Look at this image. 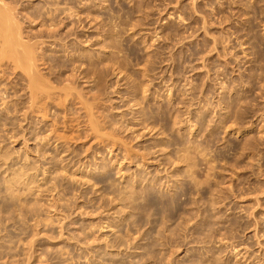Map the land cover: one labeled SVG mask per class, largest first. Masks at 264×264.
Listing matches in <instances>:
<instances>
[{
    "label": "rangeland",
    "instance_id": "374dc122",
    "mask_svg": "<svg viewBox=\"0 0 264 264\" xmlns=\"http://www.w3.org/2000/svg\"><path fill=\"white\" fill-rule=\"evenodd\" d=\"M30 1H33V2L31 3ZM30 1L24 0V4L27 5L29 3L30 5L32 4L33 6H35L38 3L42 4V2L44 1L43 3L46 4V5H44V7H48L51 5L54 6L55 4H57V7H58V4H59V8H60V6L64 2L63 8L69 7L68 6V4H69L70 6L73 5L74 8L76 9L79 7L78 1H81V0H69V2L72 3V5H71V3H68L67 0H66L67 2L65 0H61V5H60V3H57L60 0L59 1L58 0H56V1L52 0L54 3L56 2L55 4L53 3L54 5L52 4L51 0H46V1L45 0H30ZM48 1H50L49 3H51V5L49 3H46ZM97 1H100V0H97ZM137 1H141V0H135V1L134 0H109V1L103 0L101 2L102 6L100 5L99 8L98 7L94 8L96 15L99 16V19L97 18V16H95V14L93 16L92 15L89 16V15L85 14V16L87 15L86 17H84V15H83V17L85 18V23L87 24L86 30H89V31H87L86 36L87 37L91 36L90 38H92L91 39L92 42L91 41L87 42V44H85V45L90 46L92 49L95 48L93 50L94 52H99V51H101V46H103V45H101L102 43L104 44V42H106L107 40L111 41V39H107V35L109 34L108 31L111 30V28L113 26L112 24H114V23L112 22V24H111V21H108L109 17H112L113 15H117V16L119 15V17H120L121 11L123 9H125V10H123L124 12H122V18L124 16L123 19H125L126 16H128L130 14L129 15L130 19L127 17L128 19L127 18L125 19L126 22H124V20L121 19L123 21L122 23H119L121 21V20L119 21L120 18H118V20L115 21L116 23H119L118 28L121 30L122 34H121V32L119 34H118V32L117 33L114 32L115 37L114 36L113 37H114V39L116 38L118 45L123 43L122 46L120 45L121 48L126 47L124 50L122 49V52L120 54H122L124 52L128 56V54L129 55L131 54L130 50H132V55H130L132 59L129 56L128 57L131 59L133 64L131 62H129L130 63V66H129L128 61H130V60L127 61L126 60L127 57H125L126 55L123 56L124 55V53H123L121 55V58H122V56H123V60H124V58H126L125 60L127 61V65H126V61H125V63H123L122 59L120 58V60L122 61V66L124 64L126 65L125 68L129 66L128 67L129 70L127 69V72H126V69H124V66L121 67L122 69L121 68L117 69L116 67H114V68L112 67V69H111V67L109 66L110 67V70H109V68L106 65L108 63V62L106 63V61H107L106 59L109 55L113 54V51L114 52L118 51V49L117 50L113 49V48L110 49V47H109L108 50L106 49L107 51L104 54H102L100 57H98L99 58L98 60H100L99 61L100 64L103 63V67L105 66L108 68V70H107L108 74L106 77V84L108 83L107 86H110V87L107 89L106 96H105V94H103V97H102V95L100 97H98V99H99V100H97L98 102L96 100L93 101L92 95L95 96V93L97 94V92H98L97 88H95L93 90L92 86H94V84H95V83H93L94 81L86 82V81H84V79L77 80L78 82H80L79 85L78 84L77 85L79 87L81 86L78 89L83 91L84 95H82V96H84L85 98L80 96L81 98L79 97L78 99H76L75 107L72 103L68 105V108L63 107L62 111H60L61 113L59 112L61 114V116H60V114L58 116L57 115L58 113L57 114L55 113L56 108L53 107L52 114L50 117L44 118L41 115L40 116L41 118H39V117L36 118L37 122H40L38 124V126H40L39 129L41 127H43L42 131H45V132L47 129L46 135H48V134L52 135L50 137L54 139V140L51 139V141L52 140L53 141L52 142L50 141L47 145H45V149H46V151L48 150V154H49V156L46 155L47 159H45V156H42L40 159L41 155L38 154L39 155L38 156L36 153L38 150L36 149V152L34 151L35 147H39V145L43 144L42 140H39V139H41V137L37 138V134L35 133V136L33 134V132H39V129L37 131H33V129L35 128L34 124L29 125L30 123L26 122V121H24V123H22L25 126L23 130L25 131L26 130L25 128H27L28 131L27 130L26 131L29 134L25 133L24 131L22 132V129H21L22 126H20L21 127L20 128L19 126H17L18 125L17 124L16 125L17 128H15V129H18V128H20V129H19V131L16 130V132H15L18 136V137L16 136L18 139V140H16V137L15 136L13 137V135H12V134H14L13 133V127L14 126L12 125L13 127L10 126L11 128H9L8 125L5 126L6 121L1 120V122L5 123L4 125L2 123L3 127H5V128H2L1 127L2 125H0V127H1L0 128L1 129L0 130L1 131L0 142L4 141V143H0V148H1L0 150H2V151H0V154L2 152L5 153L7 151H9V153H12V152H10V150H12V151L15 150L14 154L17 155V157H16L14 154H12L11 157L9 158L11 161L9 159H8L9 161L8 160H6V161L0 160V162H1L0 167L2 165V167L0 168V179H1L0 183H1V185L2 184L4 185V183H5L4 176H6V178H8L10 173H11V170L8 171L7 169H9V168L14 169L13 167L16 166V170H19L17 168L20 166V164H21V166L19 168L21 169L22 165L26 162V161L23 162V158H21L22 157L21 154L24 151L29 150L31 152V157H33V159L35 158L37 160H40L39 162L43 167H44L43 164L47 165L46 167H51V166H53L50 163V162H52L51 157L54 154L55 155L57 154V156H58V154H60L58 151L60 149L62 150V148H63L62 143L63 142L66 146H68L67 147L68 149L70 148V150L68 151L69 153L64 152L65 153L64 155H63V153H61L57 158L61 162V157L63 158V156L66 155L64 157L66 163L62 162L61 165L62 164L66 165L68 163V165L70 166L69 171L71 174L69 173L68 176L63 175L62 176L63 180H62V178H60L61 175H59L60 176L59 178L61 181V185L59 188H61V190L60 189H58L60 191L56 190V192L54 194L56 195V197H59L61 195V193L64 194V196H66V198H68L69 195L70 196L68 199H66L64 197V200L62 201L64 203H62L63 205L60 208L58 207V209H56L57 211L54 208L52 209V207H51L50 208L52 210V212H51V210H48L49 207H47V205L49 204L48 206H51V204L53 203V202H51V200H48V199H52L51 195L53 193L52 192L50 193V191L47 190L49 188H47V189H45V188L49 187L50 185L51 186L53 185V183H54L53 181H55L54 177L58 176V174H60L61 171H58L60 173H57V175H56V173H54L57 170L56 167L52 168V171L49 172L50 174L46 173L48 175H46L44 173H40V171H39L40 177L39 176L38 177L40 180L38 179L39 182L37 183V186L35 185V187H33L34 184L32 185V187H33L32 191H34V193H36V194L31 193L32 192L31 191L30 193H28V194L33 195V196H31L25 192L26 196L24 198H27V196H29L28 198L30 200L28 198L26 200H28V203L29 202L31 203V204L29 203L27 205L26 210L29 207V205L33 206V204L35 202H37L38 211H40L41 209L42 210L40 212H38L37 209L35 210L34 206L33 207L31 206L34 209H32V208L30 209L31 214H30L29 209L27 210V211H29V213H27L28 217H26V218L23 215L25 212L22 211L23 216H20L21 213H19L20 212L19 210L22 209L23 205L21 208L17 207L18 200H17V202H15V203H17L16 206H15L14 202L11 203L13 199H11L10 195L8 196L9 193H7L5 191V187L2 186L4 189L3 190L1 185H0V187H1L0 189H1V192L3 195L1 197L4 198V196H5L4 194H6V193H7V196L10 197L9 199H8V197L7 198L5 197L4 200H3V198L1 199V197H0V199H1L0 201L2 203V204H0V207H3L4 206L3 204H5V206L3 208H0L1 209L0 211H2L4 214L3 215L2 212H0V264H13V263H11L12 260H14V262H17L15 264H19L20 262H21L20 264H22V263H25V264H90V263L101 264L102 263V264H105L104 262H106V264H109L112 262H118V263L122 262L123 264H128V262H126V261H130V263H131L135 260V257H136V260L138 261V259H140L141 255L145 256L146 255L145 253H149V251L151 253H153L155 248L158 249L159 251H160V249L162 250V252L160 251L161 253L159 252L160 255H158L159 253L156 252L158 250H155V252L157 254L154 252L155 253V254L153 253L154 256L152 254H148V256H146L147 258H149V256L150 257L153 256V258H150V260L149 259L147 260L146 257H144L145 258L143 261L144 263L141 260L138 262V264H140L141 262H142L141 264H160L158 259L160 260L161 259L160 257H162L164 255V253H166V255H164V257H163V262L160 260L162 262V264L164 262H167V261L169 263H172V264H192L191 259H192L193 263H194V261H196L195 264L196 263H198V264H200V263L201 264H203V263L204 264H206V263L207 264H221V263L222 264H264V107H263L264 106V92H263L264 87H262V86H264L263 85L264 84V80H263L264 79V72H263L264 71V59H263L264 58V54H263L264 53V51H263L264 50V1L251 0V3H257V5L260 4L261 6H263L262 11L260 13H258L256 16L254 15V13L244 15L243 10L241 9V6L237 3H234V4L231 3L232 0H219V1L218 0H197V1L196 0L195 1L194 0H178V1L177 0H157V1L156 0H144L143 4H146V5L141 6L143 8V10H140L141 7L137 6L138 4L140 5V2L138 3ZM258 1H260L259 4H258ZM89 2H91V1L89 0ZM103 2H105L106 4ZM154 2L155 3L157 2V3L154 4ZM175 2H177V4ZM194 2H196V3L194 4ZM29 4L27 5V7L30 6ZM186 4H187V6H186ZM120 5L123 6V7L121 6L122 10H121ZM39 6H41V5H39ZM80 6H83V5L80 4ZM136 6L139 8H137ZM100 7H102V8H100ZM145 7H147V8L145 9ZM63 8H61V9H63ZM149 8H150V10H149ZM195 8L197 9L196 11L192 10ZM32 9H34V7ZM100 9H102V10H100ZM131 9H133V10H131ZM137 9L139 11H137ZM96 10H98V11H96ZM119 10H121V11H119ZM126 10H127V12H126ZM130 11L133 12V15L131 14ZM119 12H120V14H119ZM128 12H129V14H128ZM139 12L141 15L139 14ZM186 12H187V14H186ZM125 14H127V15H125ZM203 14H205V15H203ZM229 15H231V16H229ZM90 17H93V18H90ZM137 18H138V21H137ZM88 19H89V21H88ZM103 20L104 21L106 20V22H104ZM205 20L206 21L208 20L206 22V25H205V23H203V22H205ZM87 21H88V23H87ZM107 21L109 22V24ZM134 21H136V22H134ZM222 21H224L225 23ZM106 23H107V25H105ZM135 23H137V25H135ZM198 23H199V25H198ZM73 25L70 24L65 29H61V33H65L67 31H70V28H71V30H72V28L76 29V25H75V28ZM102 25H104V26H102ZM134 26H137V27H134ZM139 26H141V27H139ZM103 27L105 29H103ZM121 27H125V28H121ZM35 28H36V30L37 29H39V30L43 29L42 26H40V25L35 27ZM205 29H207V30H205ZM30 30H31V28L27 29V31H30ZM79 30H81V28ZM103 30H104V34H102ZM129 30H130V32H129ZM98 32H100V34ZM182 32H183V34H182ZM111 33H113V32H111ZM105 34H107V35H105ZM177 34H179V35H177ZM194 34H196V35H194ZM214 34L216 35V38H215ZM116 35H117V37H116ZM118 35L121 38H118ZM183 35H184V37H182ZM74 36H72V37H74ZM102 36H103V38H102ZM104 36L106 37V39ZM254 36H255V38H254ZM180 37H182V38H180ZM186 37H187V39H186ZM246 37H247V39H245ZM174 38L177 41H175ZM178 38H180V40ZM224 38H225V41H224ZM252 38H253V41H252ZM118 39H120L122 42L119 43ZM240 40H242V41H240ZM250 40L253 42L252 44L250 43ZM178 41L181 43H179ZM214 42H216V45H214ZM105 44H107V43H105ZM124 44H126V45H124ZM129 44H131V45H129ZM256 44H257V46H254ZM131 46L133 47V49H130ZM171 46H173V47H171ZM215 46L218 49H216ZM53 47H55V45H53ZM127 47H130V48H128V51H127V52H129L128 54H127V52H125ZM148 47H150V48H148ZM257 47H259V48H257ZM261 47L263 50L261 49ZM134 48L136 49V51ZM211 48H213V51ZM169 49H173V51H170ZM254 49L256 50V52ZM257 49H260L261 52H258ZM103 50L104 49L102 47V51ZM133 50L135 52H133ZM147 50H148V52H147ZM210 50H211V52H210ZM50 51L51 52L48 51L47 53L48 54L50 53V54L56 55V56L62 55V53H53L52 50H50ZM102 51H101V53H103ZM257 52H258V54H257ZM149 54L150 55H152V54L157 55L158 54V56L156 58H158L157 61H160V62L153 65V67L155 66L154 70H148L147 73L145 75H143L144 74L143 69L146 68V65L147 66L152 65V62H151V64L149 63L150 62L149 59L148 60L144 59V58H147L148 57L147 55H149ZM205 54H208V55H205ZM200 55L203 57H201ZM259 55L260 56L263 55V57L260 58ZM101 57H103V59ZM138 57H140V58H138ZM224 57H226V58L224 59ZM168 58H171V60ZM201 60L202 61L204 60V61L202 62ZM144 61L145 62L149 61V62H148V64H146ZM139 62H140V64H139ZM200 62H201V64H200ZM227 62H229V63H227ZM104 63H105V65H104ZM144 63L146 64V65H144L145 68L143 66ZM187 63H189V64L187 65ZM203 64H204V66H203ZM101 66H102V64H101ZM138 66L141 68H139ZM191 66L193 67L192 69H191ZM42 67H44V66H42ZM150 67H151L150 69L153 68L152 66H150ZM195 67L196 68L198 67V68L196 69ZM148 68H149V66H148ZM208 68H209V70H208ZM253 69L257 73V75H253V74H256L253 71ZM45 70L46 69H44V72L48 71V70H46V71ZM121 70H123V72ZM198 70H200V71H198ZM116 71H117V73H116ZM252 71H253V74L251 73ZM109 73H110V75H109ZM250 73L253 75V77L250 75ZM134 74H136V75H134ZM136 76L138 78H136ZM145 76L147 77V79ZM248 76H250V77L248 78ZM143 77L145 79V84L146 83L147 84L146 85L144 84L145 86L143 85V86L139 87V89L141 90V91L139 90L141 92L140 97L144 98V96H143L144 87L150 88L152 86L150 89L148 88L149 89L148 92H146V93L144 92L145 93L144 95L147 97L145 99V101L151 102V104L155 110L156 109L160 110L159 106L160 107L164 106V108L167 109V111H166L167 112L166 114L168 115L167 120H160L157 125L151 124L152 125L151 126L150 124H148V122H146V124L142 125V123H141L142 120H140L139 118H136L138 115L135 113L136 111H133L140 106H135L136 108L131 107V105H133L134 102L132 100L133 97L130 95V92H132L135 89H133V87L130 85H133L135 78L137 79V81L138 80L142 81L144 79H139V78H143ZM250 78H252V79H250ZM2 79L4 80V82L2 80H0L1 81L0 89H2L4 87L7 88L8 87L7 85H11V84H12V86L14 84L15 85L17 84V86L20 85L18 83V79H17V76L15 74L8 76V77H4ZM248 79H250L252 82L251 81L248 82ZM181 80H182V82H181ZM189 80H191V81H189ZM253 80L255 81V83H254L255 87L253 86L254 85ZM15 81L17 83H15ZM130 81H132L131 82L132 84H130ZM190 82H191V84H190ZM243 83H245V84H243ZM251 83H252V85H251ZM251 86H252V88H251ZM10 87L11 86H9L10 92L11 91L13 92V90H15V89L11 90ZM18 88H20V86ZM91 88L93 91L91 90ZM184 88H187V89L185 90ZM203 88H204V90H203ZM225 88H227V89H225ZM9 89H7V90H9ZM195 89H197V90H195ZM113 90H115V91L120 90V93L116 94V93L112 92ZM201 90H203V91H201ZM127 91H128V93H127ZM215 91H216V93H215ZM23 92L24 91L20 92V94ZM89 92H90V94H89ZM171 92L172 93L174 92L172 95L173 97L172 96L169 97V95H170L169 93H171ZM12 94H11V97L12 96L14 97L15 95H12ZM156 94L158 97L156 96ZM88 95H90V98L92 99V100L90 99L91 102L97 103L95 108L93 109L96 113L94 111H92L93 112L92 113L91 110L88 111L87 110L88 108H85V106L83 105L86 101L83 103L81 101L82 98H83L82 99L83 101L85 99H87L89 97ZM237 95L240 98L237 99ZM86 96H88V97H86ZM185 96H186V98H184ZM259 96H261V97H259ZM10 98H8V99H10ZM14 98L16 99L17 97H14ZM14 98H12L9 101H12ZM186 99H187V101H186ZM235 99H237V100H235ZM243 99L245 100V103L243 102L244 101ZM199 102H200V104H199ZM111 104H112V106H111ZM144 104H145V106L148 105L147 103H144ZM144 104H142V106ZM177 104H178V106H177ZM241 104H243V106H241ZM228 105L230 107H227ZM54 106H55V104H54ZM97 106H98V108L100 107L99 110H98ZM145 106H143V107H145ZM240 106H241L240 109L243 110L246 108L245 110L250 112L249 114L246 112L247 114L243 119H238L239 116H237V114H234V116L232 114L233 113L232 110L236 109L234 107L239 108ZM256 106H257V108H256ZM104 108H105V110H104ZM80 109H83V110H80ZM84 109H86V110L84 111ZM229 109H230V111H229ZM103 110L105 113H107L111 117V119L115 118L116 119L115 121H117V120H118V122L120 121V123L118 124L119 128L117 127V125L116 126H110V124H108V122L105 121L106 120L104 118L105 113L103 115L102 114L103 112H101ZM107 110H108V112H107ZM177 111L180 114V115L178 114V116L176 115ZM73 112H75V113H73ZM175 112H176V114H175ZM197 112H199V113H197ZM229 112H232V113H229ZM235 112H236V110H235ZM5 113H6V115L12 114V113L7 114V112H5ZM15 113L17 116L13 115L15 117L13 119H16V117H18L19 120L21 121V118L23 117L22 114H20L19 112L17 114L16 111H15ZM15 113H13V114H15ZM89 114L91 117L94 116L93 118L95 120H97V118H99L100 128L98 127L97 129L100 133L98 131H96L97 129L96 130L92 129L90 120L93 118H91L89 116ZM204 114L207 117L206 120L204 121L205 123H203L202 125L198 124V123L196 124V122H198L199 118L201 119L202 115H204ZM198 115H201V117H199ZM13 116H11V117H13ZM100 116H102V117H100ZM180 116H181V118H180ZM175 117L177 120L175 119ZM235 118H237V119H235ZM55 119L57 120V123H60V124L56 123L57 124L56 125ZM100 120H101V122H100ZM174 120L176 122L179 120L180 122L178 124H176L174 122ZM233 120H235L236 122H234ZM239 120H240V122H238ZM188 121H189V123H188ZM123 122L125 124H123ZM45 123H47V124L45 125ZM194 123H195V125H194ZM173 124H175L176 127ZM9 125H11V124H9ZM126 125H128V126L130 125V126L126 127ZM146 125L147 126L150 125V127H152L153 129H151L150 127L147 128ZM163 125H165V126H163ZM192 125L194 127V130L192 131L193 134L190 131L192 129ZM106 126H107V128H106ZM153 126H156V127H153ZM162 126H163V128H162ZM102 127H103V129H101ZM108 127H109V130H108ZM8 128L12 132L11 133L12 137H10L11 136L10 134H7V132L9 133ZM6 129H7V132H5ZM54 130H56V131H54ZM102 130H104V131H102ZM110 130H111V132H114V134H116V135L112 134L110 132ZM52 131H53V133H52ZM164 131H166L165 132L166 134L162 133ZM96 132H98L100 134V136ZM3 133H4V136L6 134L8 136L9 135L10 136L9 137L5 136V138H4ZM21 133H23V134L25 133L24 134L25 138H24L23 134H21ZM105 133L108 135V137ZM56 134L59 137V139L56 136ZM111 134H112L114 139L112 138V136H110ZM78 135L80 136V138ZM163 135H165V136H163ZM38 136H40V135H38ZM62 136H63V138H62ZM76 136H77V139H76ZM7 137H8V139H7ZM56 137H57L58 141H56ZM73 137H75V138H73ZM99 137H100V139H99ZM103 137L106 139H104ZM10 138H12V139H10ZM26 138L29 140H27ZM66 138H67V141H66ZM101 138H103V140ZM118 138H120V139L118 140ZM24 139H26V140H24ZM37 139H38V143H37V141L35 142V140H37ZM62 139H64L65 141ZM115 139L117 140V142ZM196 139H197V141H196ZM72 140H74V141H72ZM76 140H77V142H76ZM101 140H102V142H101ZM123 140L124 141L126 140L128 143L126 141L124 142ZM24 141L27 142L26 143L27 145L25 144ZM28 141H29V143H28ZM54 141H56V142H54ZM121 141H123V142H121ZM189 141H191L192 143L195 142V144H198V145L202 143V145L206 148L205 152H202V154L199 153L198 151H196L195 149H193V150H195L198 154L196 152H192V153H194L193 157L194 158H195V156L197 157V159H195V162L198 161L196 164L198 165V163H199L198 166L196 164H194L195 167H193V168H195V169H194V171H192L193 172L192 175L194 176L193 179L195 180V177H196V179L199 178L198 180L200 182H202L203 184L200 182L197 184L194 181H192L193 183L191 181L189 183H187V181H189L191 179L189 177L190 176L193 177L191 175L192 169H189L190 167L185 166L186 163H184V164H183V162L179 163L177 161V159H175L176 155L180 153V152H178V150H179L178 148H182L185 145L184 143H187ZM198 141L201 143H198ZM68 143L70 145H68ZM126 143L128 144V146ZM25 145H26V147H28V145H29V148H26ZM48 145H50V146H48ZM5 146L7 148L10 147V150H9V148L7 150H5L6 149ZM46 146H47V148H46ZM125 146L128 148H126ZM160 147H162V148H160ZM251 147H253V148H251ZM56 148H60V149L56 150ZM78 148L80 149V151L76 152L77 150H79ZM205 148H203V149H205ZM132 149H133V151H132ZM16 150H17V152H16ZM73 150H75L76 153L73 152ZM217 151H218V153H217ZM18 152H21V153L18 154ZM53 152H55V153L53 154ZM77 153L79 156L77 155ZM243 153H244V155H243ZM32 154L33 155L35 154V155L33 156ZM50 154H51V156H50ZM128 154L131 156L129 157ZM12 158H14V159H12ZM43 158L45 159V161L47 160V163L49 162V164H47L45 161L43 162V160H42ZM66 158H67V160H66ZM15 159H16V161H15ZM145 159H146V161H145ZM19 160L21 161L20 164L18 163ZM238 160H240V162H238ZM12 161L14 162V164H12L13 163ZM2 162H5V164L8 163L7 166ZM95 162H96V165H95ZM106 162L108 163V165L104 166V163H106ZM201 162H203V163H201ZM175 163L180 164V165H175ZM99 164H100V166H99ZM101 164H103L104 167ZM215 164H216V167H214ZM11 165L13 167H11ZM41 165H40V167L42 169H40V170H43L44 168ZM97 166L99 167L98 169H96ZM210 166H213L214 168L213 167L211 168ZM208 167H210V169H213L215 171L212 172V170H208L209 169ZM2 168H4V170H2ZM189 170L191 173L189 172ZM195 170H196V172H195ZM108 171L111 173V177L107 181V182H110L112 184L111 185L110 183H108V185H109L108 188H110V189L105 188L106 186L104 187L105 183H107V182H105L103 185V183H96L95 184L93 181H89L91 177L93 180V176L98 177V178L99 177H105L106 172L108 173ZM184 171L185 172L188 171L187 173L188 174L190 173V176L189 175H188L189 177L186 176L185 174H187V173H185ZM139 172H141V173H139ZM160 172H162V173H160ZM43 174L46 175L48 179H45L46 176H42ZM141 174L143 176H144V174H145V176L147 175L146 176L147 178L150 177L151 181L153 179H157L154 177H159L162 180L158 178V182L159 183L161 182V184L162 183L163 184L159 185V183H155L154 181L150 182V183L147 181L143 182V180L140 179V176H142ZM176 174H179V176L177 177ZM183 175H184V177H181ZM206 175H208L209 177ZM210 175H212V176L210 177ZM85 176H87V179H85ZM74 177L75 178L77 177L76 181H75ZM186 177H188L189 179ZM168 178H170V179H168ZM207 178H210V179L207 180ZM3 179H4V181H3ZM176 179L178 181H176ZM137 180H139V181H137ZM202 180H204V181H202ZM206 181H209V182H206ZM165 182H166V184H165ZM221 182H222V184H221ZM127 183L130 184L131 186H133L132 189H134V188L140 189L142 187H149V188H151L152 191L155 189V191H153L155 194L157 193L158 195L160 194L161 196H163V195L166 196L168 194L169 195V196L167 195L168 197L172 196L171 194L173 192H175L177 190V188H180V189L182 188L183 190L181 189V191L182 192L185 191L184 193H186V195L185 194L182 195V200L179 204L172 203L171 206L173 207V209L171 206H169V209L166 208L167 210L164 208L165 211L161 210L162 207L160 206V204L158 205V206H160L159 207L160 209L158 208L157 205L154 206L155 209H153V206H151L152 210H151V208H150V210H148L146 208L147 206L143 207L144 208V209L142 208L143 210L141 209V207H139L140 210L137 207V209L139 211H143V213L146 214L145 215L143 213H140L137 209H135V207H134V209H135V211H134V209H132L131 204H129V203L125 204L126 202H124V204L126 205L125 206V205H123V203H121L123 200L121 198L119 199V197H118L119 194H117L120 192H118L116 190L120 191V189H121L120 186H123L122 190L125 189L124 186L125 185L128 186ZM184 183L189 184V188L191 185L190 190L188 188L189 192L186 190V188H185L186 184L184 185ZM191 183L194 185H192ZM38 184H39V186H38ZM151 184L153 185V187ZM201 184H202V186H201ZM206 184L207 185L209 184V185L207 186ZM67 185H68V187L71 186L70 190L72 189V191H70V193H69V191H68V193H65L64 189L69 190L66 187ZM116 185H117L118 189H117ZM139 185L141 187H139ZM210 185H211L212 189H211ZM220 185L223 187H221ZM41 186H43L44 189H41L42 188ZM62 186H63V189H62ZM114 186L116 188H114ZM192 186H194V187H192ZM195 186H197V187H195ZM224 186H225V188H224ZM202 187L203 188L205 187V189H201ZM104 188L106 191H104ZM197 188L200 190H198ZM195 189H197V190L195 191ZM209 189L212 191H210ZM214 189H215V191H217L216 193H215V191H213ZM219 189H221V190H219ZM262 189H263V191H261ZM45 190H47V192H44ZM228 190H229V192H228ZM27 191H29V189ZM88 191H89V193H88ZM218 191H219V193H218ZM3 192H5V193L3 194ZM39 193H40V195H39ZM41 193H42V197H40ZM67 194H69V195H67ZM157 194H156V196H157ZM24 195H22V196H24ZM34 195H35V198H34ZM160 195L157 197H160ZM22 196H21V198L24 199ZM227 196L230 198H227ZM32 197L34 198V200H32L33 199ZM60 197H62V196H60ZM203 197H204V199H203ZM214 197L215 198L219 197V198L215 199ZM113 198H114V200H113ZM35 199H36V201H35ZM37 199H40L41 201L37 200ZM115 199H116V201H115ZM201 199H202V201H201ZM223 199L224 200L226 199V200L224 201ZM8 200H10L11 202L10 201L8 202ZM65 200H66V202H69V203L66 204ZM195 200L198 203L193 202ZM203 200H205V201H203ZM32 201H34V203ZM49 201L51 202V204ZM215 201H217V203ZM6 202H7V205H6ZM39 202H42V203H39ZM212 202H214V203H212ZM20 203H21V201H20ZM43 203L45 204V207H44ZM193 203H195V205ZM40 204H42L43 206ZM180 204H182V205H180ZM237 204H238V206H237ZM20 205H18V206H20ZM64 205L67 208H64L63 207ZM101 205H103L104 207ZM127 205H130L131 207L129 208V206H128V208H127ZM178 205H180V207ZM196 205H197V207H199V209L196 207ZM221 205H223L224 207ZM7 206H8V208H7ZM14 206H15V208L17 207L15 210L20 208V209H18V211H15V213H16L15 216H14V212H13L14 209H12V211L10 210V216H11V212H12L13 213L12 217L15 218L14 220L17 219L16 221H14L12 219V217H11V219H9L8 213L7 214L5 213V210L7 212L8 209L13 208ZM204 206H205V208H204ZM105 207L108 209L105 210L104 209ZM122 207H124V209ZM174 208H175V210H174ZM178 208H179V210H178ZM23 209H24V207H23ZM46 209L48 210L47 213H46ZM63 209H64V211H63ZM120 209H121L120 213H122V216H120L121 214L118 213V211ZM145 209H147V210H145ZM170 209H172V210H170ZM192 209H194L195 211ZM26 210H24V211H26ZM32 210H33L34 214H35V212H34V210H35L41 216L36 215L37 214L36 213L35 214L36 216H34V218H33ZM188 210L189 211L192 210L193 213L198 212V214L196 213L197 214L196 215L195 213L194 214L191 213L194 217L193 218V217H191L192 215H190ZM49 211L51 212V214L48 213ZM171 211H174V212H171ZM63 212H64V214H63ZM107 212H109V213H107ZM138 212L141 214V217L142 216L143 217L148 216L149 218L148 217H145V218L142 217L143 220L139 219L140 214ZM165 212H167V213H165ZM179 212L180 213L182 212V213L180 214ZM184 212L187 216L183 214ZM18 213H19V215H18ZM123 213L126 215H124ZM163 213L165 215L164 218H165L166 222H164V220H163L164 218H161L163 216L162 215ZM65 214L68 216H66ZM182 214L184 216H186V218ZM189 215H190V217H189ZM198 215H199V218H198ZM200 215H201V217H200ZM47 216L49 218L52 216V219L55 217L53 220H50V221H52V223L51 222L47 223L49 221L48 220L49 218ZM58 216H63V217L66 216V219L63 220L62 222H60V221H58L60 218ZM182 216H183V218H182ZM205 216H206V218H204ZM218 216H220L221 219ZM253 216H255V217H253ZM30 217H32V219ZM157 217H159V218H157ZM170 217L172 218L171 221H170V219H171ZM195 217H196V219H195ZM35 218H36V220H35ZM167 218H170L169 221L167 220ZM197 218H198V220H197ZM238 218H240V219H238ZM39 219H41V220L39 221ZM42 219H43V221H42ZM45 219H47L48 221L46 222ZM188 219H190V220L192 219L193 221L192 220L190 221ZM228 219H230V220H228ZM141 220L144 224L141 222ZM149 220H151L154 223L151 222V224H150ZM161 220H162V222H161ZM183 220H185L184 223H183ZM243 220H244V222H243ZM253 220H254V222H253ZM257 220H258V222H257ZM1 221L2 222L4 221V222L2 223ZM135 221L139 222L141 225ZM186 221H188L189 224ZM212 221H213V223H212ZM111 222L113 225L111 227L110 226L108 227L107 224L109 225ZM114 222H115V225H114ZM155 222H156V224H155ZM34 223H35V225H34ZM36 223H37V225H36ZM99 223H102V224L105 223L103 225L104 226L106 225V226L103 229L102 228L100 229V226L98 225ZM162 223L165 226H163ZM181 223H182V225L185 224L186 226L185 225L182 226ZM229 223H231V224H229ZM179 224H180V226H179ZM213 224H215L216 226ZM152 226L156 230H154V228H152L153 229V231H152V229H150ZM161 226L165 227V228L161 229ZM178 226H179V229H178ZM62 227H63V229H62ZM181 227L183 230L180 229ZM165 229H166V231H165ZM159 230L161 231V235L165 233L166 238L163 237L164 235H162V238L160 237L161 239L158 238L159 236L157 237V234H158L157 231H159ZM60 231H63V233H61ZM162 231L164 233H162ZM127 232H129L128 234H130V235H128ZM171 232H173V233H171ZM86 233L88 234V236L90 235V237H92V238H89V240L92 239L93 243H92V240L89 241L88 238H86V237H85L86 239H84L83 236L86 235ZM168 233H169V236H168ZM152 234H153V236H152ZM116 238H118L119 241ZM121 239H124L125 242ZM154 239L157 243L156 242H153V243L162 244V245L164 244L163 247H165V248H163V247L161 248L162 245L158 247V245L154 244V246H153V243H150V242ZM120 240L123 241L124 244L121 243L122 246H117L118 243H119L118 245H120ZM108 241L110 244L108 243ZM146 242H148V244ZM86 243L92 244V246L94 248L91 245L89 246ZM142 243L144 245V249L142 248ZM145 243H146V245H145ZM112 244H113V246H112ZM149 244L153 248L155 247V245H156V247L154 248V250H152L153 249L152 248V249L148 250V252H144V251H147L145 247H147ZM170 244L172 245V247ZM2 245H3V247H2ZM107 245H109V247H106ZM150 245H149V247H150ZM166 246L167 247L170 246L171 248L168 247V249H167ZM149 247H147V249ZM90 248H91V250H90ZM88 249L90 251H87ZM94 249H96L97 251ZM100 249L101 250L103 249V251H101ZM105 250H106V252H104ZM167 250H169V251H167ZM84 251L86 252L85 254H84ZM93 251L94 252L96 251V253H93ZM8 252L11 253L12 255H9ZM7 253H8V256H7ZM92 253L94 256L92 255ZM103 253H105V257L103 259L105 260L106 256H108L107 258H109L110 260H105V261L103 260V262H102V260L100 258H102L104 256ZM139 253H141V255ZM29 254H32L33 257H32V255H29ZM167 254H169V256ZM28 255L31 256V258H30L31 260H28L29 259ZM120 255L122 256V258H119ZM127 255H130V256L133 255V257L127 256ZM155 255L156 256L158 255V257L159 256L160 257L159 258L155 257ZM215 255H216V257H215ZM58 256H59V259H58ZM89 256L90 257L92 256L91 259H89L90 258ZM110 256H111V258H110ZM124 256L127 258L125 259ZM217 256L219 257L220 262H219V259ZM169 257L170 258L172 257V258L170 259ZM94 258H95V260H94ZM112 258H114V259H112ZM123 258H124V260H123ZM156 258H157L158 262L157 261L155 262ZM166 258H168V260ZM215 258L217 260H215ZM86 259H89L88 262L86 261ZM117 259H118V261H117ZM131 259L133 261H131ZM18 260H20V262H18ZM24 260H26L27 262L26 261L24 262ZM214 260H215V262H214ZM133 263H135V261ZM135 264H137V262Z\"/></svg>",
    "mask_w": 264,
    "mask_h": 264
},
{
    "label": "bare ground",
    "instance_id": "6f19581e",
    "mask_svg": "<svg viewBox=\"0 0 264 264\" xmlns=\"http://www.w3.org/2000/svg\"><path fill=\"white\" fill-rule=\"evenodd\" d=\"M30 1V0H29ZM46 1V0H45ZM52 1V0H51ZM54 1H56V0H54ZM59 1V0H58ZM66 1V0H65ZM68 1V3H71V2H69V0H67ZM66 1V2H67ZM85 1V2H84ZM91 2H89V0H81V1H78L79 2V9L78 8H74V6L72 5V3H71V5L72 6H70L68 3V6L69 7H65V8H63L64 7V2H63V4L61 5V0L59 1V2H57V3H60V8H59V4H58V7H57V4H55L53 1H52V4L55 6H52L51 5V3H49L50 1H48V2H46V3H49L51 6H48V7H44V5H46V4H44L43 2H42V4H40V3H38V4H34L35 6H33L32 4L30 5L29 3V7H27V5H25L24 4V0H0V80H2L3 82H4V80L2 79V78H4V77H8V76H11V75H13V74H15L16 76H17V79H18V83L20 84H18L19 86H20V88H18L19 86H17V84L15 85H13L12 86V84L11 85H7L8 87L7 88H2V89H0V122H1V120H4V121H6L5 123H6V125L5 126H7L8 125V127L9 128H11V127H13V133L15 134H12L13 135V137L15 136H17V134L15 133L16 132V130H18L19 131V129L21 128L20 126H22V132L24 131L23 129H24V125L22 124V123H24V121H26V122H29L30 124L29 125H31V124H34L35 126V128L33 129V131H37L38 129H39V127L40 126H38V124L40 123V122H37V120H36V118H41L40 116L42 115V117H44V118H48V117H50L51 116V114H52V109H53V107L54 108H56V114L59 116V114L61 113L60 111H62V108L64 107V108H68V105L69 104H73L74 105V107H75V104H76V99H78L80 96H82V95H84V93H83V91L82 90H80V89H78V88H80L78 85H79V83L80 82H78L77 80H82V79H84V81H86V82H90V81H94L93 83H95L94 84V86H92L93 87V90L95 89V88H97L98 90V92H97V94L95 93V96L94 95H92L93 96V101L94 100H99L98 99V97H100L101 95H102V97H103V94H105V96H106V92H107V89L110 87V86H107V84H106V77H107V70H108V68H109V70H110V67H111V69H112V67L114 68V67H116L117 69L119 68H121V67H123L124 66V69H126V72H127V69H128V67L130 66V63L129 62H131L132 63V61H131V56L130 55H132V50H130V52H131V54L129 55L128 53L129 52H127L128 51V48H130V47H127V49L125 50V52H127V54H128V56L131 58H129L124 52V55L123 56H125V57H127V59L126 58H124V60H123V56H122V58H121V55L123 54H120L121 52H122V49L124 50L125 48L123 47V48H121L120 47V45L122 46V44L123 43H121V44H117V40H116V38L114 39V32H118V34L121 32V30L118 28V26H119V23H122L123 21L121 20V19H123L124 18V16H123V18H122V12H124L123 10H125V9H123L122 10V5H120V7H121V10H119V11H121V16L119 17V15L117 16V15H111L112 17H109V20L108 21H111V24H112V22L114 23V24H110L111 26H112V28H111V30H109L108 31V35L107 34H105V35H107V39H111V41L110 40H107L106 42H104V44L102 43L101 45H103V46H101V51H102V47H103V53H101V51H99V52H94L93 50L95 49H92L90 46H88V45H85V44H87V42H90L91 41V39L92 38H90L91 36H86V33H87V31H89V30H86V28H87V24L85 23V18L84 17H86L87 15H94L95 14V16H97L96 15V12H95V9L94 8H99V6L101 5V2L103 1H97V0H90ZM107 1H109V0H107ZM135 1V0H134ZM143 1L144 0H141V1H137L138 3L140 2V5L138 4H136L137 6H139V7H141V6H145L146 4H143ZM157 1V0H156ZM178 1V0H177ZM195 1V0H194ZM197 1V0H196ZM219 1V0H218ZM261 1H264V0H261ZM31 3L33 2V1H30ZM254 2V1H253ZM259 2L260 1H258V4H259ZM90 3V4H89ZM103 3H105V2H103ZM143 5H142V4ZM152 3V2H151ZM157 3V2H156ZM155 2H154V4H156ZM176 4H177V2H175ZM196 2H194V4H195ZM221 3V2H220ZM231 3H237V4H239L240 6H241V9L243 10V14L244 15H248V14H250V13H254V15L256 16L258 13H260L261 11H262V9H263V6H261L260 4L259 5H257V3H251V0H232L231 1ZM66 4V3H65ZM74 4V3H73ZM80 4H82L83 6H80ZM106 4V3H105ZM124 4V3H123ZM171 4V3H170ZM39 5H41V6H39ZM108 5V4H107ZM199 5V4H198ZM66 6V5H65ZM77 6V5H76ZM102 6V5H101ZM104 6V5H103ZM106 6V5H105ZM135 6V5H134ZM136 6V7H137ZM186 6H187V4H186ZM34 7V9H32ZM38 7V8H37ZM57 7V8H56ZM135 7V8H136ZM139 7H137V8H139ZM149 7V6H148ZM154 7V6H153ZM195 7V6H194ZM215 7V6H214ZM225 7V6H224ZM61 8H63V9H61ZM100 8H102V7H100ZM111 8V7H110ZM147 7H145V9H146ZM151 8V7H150ZM150 8H149V10H150ZM159 8V7H158ZM191 8V7H190ZM197 8V7H196ZM192 9V10H197V9ZM216 8V7H215ZM32 9V10H31ZM78 9V10H77ZM127 9V8H126ZM160 9V8H159ZM100 10H102V9H100ZM99 10V11H100ZM108 10V9H107ZM128 10V9H127ZM127 10H126V12H127ZM131 10H133V9H131ZM140 10H143V8L141 7L140 8ZM148 10V11H149ZM96 11H98V10H96ZM111 11V10H110ZM137 11H139L138 9H137ZM153 11V10H152ZM112 12V11H111ZM114 12V11H113ZM131 12V11H130ZM154 12V11H153ZM217 12V11H216ZM85 14H87L86 16H85ZM119 14H120V12H119ZM128 14H129V12H128ZM131 14L133 15V12H131ZM139 14H140V12H139ZM186 14H187V12H186ZM83 15H84V17H83ZM125 15H127V14H125ZM130 15V14H129ZM126 16V18L128 17H130V16ZM131 15V16H132ZM141 15V14H140ZM145 15V14H144ZM191 15V14H190ZM203 15H205V14H203ZM101 16V15H100ZM105 16V15H104ZM148 16V15H147ZM229 16H231V15H229ZM102 17V16H101ZM142 17V16H141ZM183 17V16H182ZM181 17V18H182ZM192 17V16H191ZM205 17V16H204ZM246 17V16H245ZM90 18H93V17H90ZM89 18V19H90ZM96 18V17H95ZM97 18L99 19V16H97ZM104 18V17H103ZM107 18V17H106ZM118 18H120L119 19V23H116L115 21H117L118 20ZM125 18V19H126ZM127 18V19H128ZM196 18V17H195ZM248 18V17H247ZM89 19H88V21H89ZM125 19H123L124 20V22H126L125 21ZM130 19V18H129ZM132 19V18H131ZM222 19V18H221ZM92 20V19H91ZM96 20V19H95ZM229 20V19H228ZM231 20V19H230ZM88 21H87V23H88ZM94 21V20H93ZM92 21V22H93ZM99 21V20H98ZM104 21V20H103ZM107 21V22H108ZM137 21H138V18H137ZM204 21V20H203ZM208 21V20H207ZM206 20H205V22H203V23H205V25H206V22H207ZM227 21V20H226ZM249 21V20H248ZM260 21V20H259ZM91 22V23H92ZM104 22H106V20L104 21ZM134 22H136V21H134ZM199 22V21H198ZM222 22H224V21H222ZM95 23V22H94ZM133 23V22H132ZM138 23V22H137ZM137 23H135V25H137ZM142 23V22H141ZM225 23V22H224ZM245 23V22H244ZM70 24H74L73 26H74V28H75V25H76V29H73L72 28V30H71V26L69 27L70 28V31H67V32H65V33H61V29H65L66 27H68ZM108 24H109V22H108ZM151 24V23H150ZM208 24V23H207ZM221 24V23H220ZM262 24V23H261ZM42 26V28L43 29H37L36 30V28L35 27H37V26ZM93 25V24H92ZM95 25V24H94ZM100 25V24H99ZM105 25H107V23L105 24ZM139 25V24H138ZM178 25V24H177ZM198 25H199V23H198ZM197 25V26H198ZM102 26H104V25H102ZM121 26V25H120ZM204 26V25H203ZM134 27H137V26H134ZM133 27V28H134ZM139 27H141V26H139ZM205 27V26H204ZM207 27V26H206ZM29 28H31V30L30 31H27V29H29ZM81 28V30H79ZM121 28H125V27H121ZM179 28V27H178ZM208 28V27H207ZM102 29V28H101ZM103 29H105L104 27H103ZM108 29V28H107ZM106 29V30H107ZM127 29V28H126ZM132 29V28H131ZM145 29V28H144ZM210 29V28H209ZM238 29V28H237ZM97 30V29H96ZM123 30V29H122ZM125 30V29H124ZM134 30V29H133ZM180 30V29H179ZM205 30H207V29H205ZM246 30V29H245ZM126 31V30H125ZM178 31V30H177ZM186 31V30H185ZM189 31V30H188ZM197 31V30H196ZM111 32H113V33H111ZM128 32V31H127ZM129 32H130V30H129ZM172 32V31H171ZM209 32V31H208ZM236 32V31H235ZM246 32V31H245ZM99 34H100V32H98ZM124 33V32H123ZM141 33V32H140ZM168 33V32H167ZM179 33V32H178ZM237 33V32H236ZM102 34H104V30H103V33ZM121 34H122V32H121ZM120 34V35H121ZM127 34V33H126ZM142 34V33H141ZM172 34V33H171ZM174 34V33H173ZM181 34V33H180ZM182 34H183V32H182ZM192 34V33H191ZM209 34V33H208ZM243 34V33H242ZM245 34V33H244ZM75 35V36H74ZM98 35V34H97ZM176 35V34H175ZM177 35H179V34H177ZM194 35H196V34H194ZM212 35V34H211ZM241 35V34H240ZM72 36H74V37H72ZM100 36V35H99ZM98 36V37H99ZM114 36V37H113ZM168 36V35H167ZM170 36V35H169ZM192 36V35H191ZM190 36V37H191ZM199 36V35H198ZM208 36V35H207ZM214 36H215V38H216V35L214 34ZM218 36V35H217ZM252 36V35H251ZM73 39H72V38ZM93 37V36H92ZM105 37V36H104ZM116 37H117V35H116ZM174 37V36H173ZM179 37V36H178ZM182 37H184V35L182 36ZM182 37H180V38H182ZM194 37V36H193ZM197 37V36H196ZM229 37V36H228ZM101 38V37H100ZM102 38H103V36H102ZM118 38H121V37H119V35H118ZM177 38V37H176ZM180 38H178L179 40H180ZM218 38V37H217ZM222 38V37H221ZM254 38H255V36H254ZM95 39V38H94ZM97 39V38H96ZM105 39H106V37H105ZM104 39V40H105ZM175 39V38H174ZM186 39H187V37H186ZM245 39H247V37L245 38ZM251 39V38H250ZM173 40V39H172ZM182 40V39H181ZM169 41V40H168ZM175 41H177L176 39H175ZM185 41V40H184ZM216 41V40H215ZM224 41H225V38H224ZM223 41V42H224ZM227 41V40H226ZM240 41H242V40H240ZM252 41H253V38H252ZM251 40H250V43L252 44L253 42H252ZM92 42V41H91ZM118 42L120 43V42H122L120 39H118ZM179 42V41H178ZM217 42V41H216ZM216 42H214V45H216ZM219 42V41H218ZM95 43V42H94ZM105 43H107V44H105ZM179 43H181V42H179ZM178 43V44H179ZM244 43V42H243ZM249 43V42H248ZM91 44V43H90ZM97 44V43H96ZM171 44V43H170ZM175 44V43H174ZM173 44V45H174ZM241 44V43H240ZM53 45H55V47H53ZM94 45V44H93ZM124 45H126V44H124ZM129 45H131V44H129ZM154 45V44H153ZM206 45V44H205ZM135 46V45H134ZM149 46V45H148ZM207 46V45H206ZM254 46H257V44L256 45H254ZM53 47V48H52ZM99 47V46H98ZM110 47V49L111 48H113V49H118V51L117 52H114L113 51V54H111V55H109L108 57H107V61H106V65H107V67H103V63H101L102 64V66H101V64H100V60H98L99 58L98 57H100L102 54H104L107 50H108V48ZM171 47H173V46H171ZM170 47V48H171ZM51 48V49H50ZM148 48H150V47H148ZM190 48V47H189ZM208 48V47H207ZM214 48V47H213ZM213 48H211L212 49V51H213ZM215 48L216 49H218L216 46H215ZM254 48V47H253ZM257 48H259V47H257ZM107 49V50H106ZM109 49V50H110ZM130 49H133V47L131 46V48ZM135 49V48H134ZM174 49V48H173ZM173 49H169L170 51H173ZM224 49V48H223ZM261 49H262V47H261ZM41 52H40V51ZM50 50H52L53 51V53H62V55H59V56H56V55H52V54H48L47 52L49 51V52H51ZM225 50V49H224ZM223 50V51H224ZM255 50V49H254ZM258 50V52H261L260 51V49H257ZM263 50V49H262ZM97 51V50H96ZM135 51H136V49H135ZM134 50H133V52H135ZM191 51V50H190ZM228 51V50H227ZM264 51V50H263ZM147 52H148V50H147ZM189 52V51H188ZM207 52V51H206ZM205 52V53H206ZM210 52H211V50H210ZM233 52V51H232ZM255 52H256V50H255ZM258 52H257V54H258ZM155 53V52H154ZM165 53V52H164ZM163 53V54H164ZM204 53V52H203ZM211 54V53H210ZM255 54V53H254ZM256 54V55H257ZM260 54V53H259ZM264 54V53H263ZM106 55V54H105ZM104 55V56H105ZM153 55V54H152ZM152 55H147L148 57L147 58H144L145 60H148L149 59V61H144L146 64H148V62L151 64V62H152V65H148L149 66V68H148V66L144 63L143 64V66L144 65H146V68H145V66H144V68L145 69H143V75H145L146 73H147V71L148 70H154L155 69V66L153 67V65L154 64H156V63H158V62H160V61H157V59L158 58H156L157 56H158V54L156 55V54H154L153 56ZM169 55V54H168ZM175 55V54H174ZM189 55V54H188ZM203 55V54H202ZM205 55H208V54H205ZM227 55V54H226ZM201 56V55H200ZM223 56V55H222ZM228 56V55H227ZM260 56V55H259ZM164 57V56H163ZM168 57V56H167ZM166 57V58H167ZM172 57V56H171ZM176 57V56H175ZM201 57H203V56H201ZM206 57V56H205ZM263 57V55H261L260 56V58H262ZM102 59H103V57H101ZM105 58V57H104ZM120 58L122 59V61H123V63H125V61L127 60H130V61H128V63H129V66L128 67H126L125 68V66L127 65V61H126V65L124 64L123 66H122V61L120 60ZM138 58H140V57H138ZM174 58V57H173ZM187 58V57H186ZM196 58V57H195ZM226 57H224V59H225ZM126 59V60H125ZM168 59H170L171 60V58H168ZM198 59V58H197ZM201 59V58H200ZM209 59V58H208ZM264 59V58H263ZM176 60V59H175ZM205 60V59H204ZM203 60V61H204ZM227 60V59H226ZM225 60V61H226ZM140 61V60H139ZM164 61V60H163ZM202 61V60H201ZM202 61V62H203ZM102 62V61H101ZM212 63V62H211ZM227 63H229V62H227ZM118 64V65H117ZM133 64V63H132ZM139 64H140V62H139ZM138 64V65H139ZM182 64V63H181ZM189 63H187V65H188ZM196 64V63H195ZM200 64H201V62H200ZM104 65H105V63H104ZM192 65V64H191ZM227 65V64H226ZM229 65V64H228ZM42 66H44V67H42ZM110 66V67H109ZM118 66V67H117ZM134 66V65H133ZM150 66H152L153 68L152 69H150L151 67ZM203 66H204V64H203ZM139 67V66H138ZM201 67V66H200ZM211 67V66H210ZM226 67V66H225ZM139 68H141V67H139ZM182 68V67H181ZM193 67L191 66V69H192ZM196 68V67H195ZM198 68V67H197ZM196 68V69H197ZM204 68V67H203ZM206 68V67H205ZM224 68V67H223ZM44 69H46V70H48V71H46V72H44ZM122 69V68H121ZM123 69V70H124ZM200 69V68H199ZM207 69V68H206ZM211 69V68H210ZM123 70H121L122 72H123ZM129 70V69H128ZM180 70V69H179ZM201 70V69H200ZM200 70H198V71H200ZM208 70H209V68H208ZM217 70V69H216ZM252 70V69H251ZM120 71V72H121ZM190 71V70H189ZM188 71V72H189ZM253 71H254V69H253ZM253 71L251 72L252 74H253ZM109 72V71H108ZM119 72V71H118ZM133 72V71H132ZM137 72V71H136ZM135 72V73H136ZM159 72V71H158ZM185 72V71H184ZM217 72V71H216ZM219 72V71H218ZM255 72V71H254ZM264 72V71H263ZM114 73V72H113ZM116 73H117V71H116ZM140 73V72H139ZM182 73V72H181ZM250 73V75L253 77V75H257V73L256 74H251ZM163 74V73H162ZM228 74V73H227ZM109 75H110V73H109ZM116 75V74H115ZM134 75H136V74H134ZM147 76V75H146ZM145 76V77H146ZM181 76V75H180ZM189 76V75H188ZM228 76V75H227ZM260 76V75H259ZM263 76V75H262ZM148 77V76H147ZM147 77H146V79H147ZM187 77V76H186ZM210 77V76H209ZM250 76H248V78H249ZM261 77V76H260ZM11 78V77H10ZM129 78V77H128ZM136 78H138L137 76H136ZM135 78V80H134V82H133V85H130V86H132L133 87V89H135V90H133L132 92H130V95L133 97H131L132 98V100H133V102H134V104L133 105H131V107H135V106H140V107H138V108H136L135 110H133V111H136L135 113L138 115L136 118H139L140 120H142V125L143 124H146V122H148V124H152V125H157L158 123H159V121L160 120H167V109H165L164 108V106H162V107H160L159 106V109L160 110H155L154 109V107L152 106V104H151V102H147V101H145V99L147 98L144 94L146 93V92H148L149 91V89L152 87H144V92H143V96H144V98L143 97H140V89H139V87H141V86H143L144 84H145V79H144V77L143 78H139V79H144V80H138L137 81V79ZM151 79V78H150ZM162 79V78H161ZM184 79V78H183ZM250 79H252V78H250ZM250 79H248V82H250L251 80ZM261 79V78H260ZM194 80V79H193ZM215 80V79H214ZM264 80V79H263ZM7 81V80H6ZM13 81V80H12ZM141 81V82H140ZM189 81H191V80H189ZM234 81V80H233ZM254 81V80H253ZM132 81H130V84H132L131 83ZM181 82H182V80H181ZM244 82V81H243ZM252 82V81H251ZM0 83H1V81H0ZM15 83H17L16 81H15ZM92 83V82H91ZM164 83V82H163ZM195 83V82H194ZM205 83V82H204ZM216 83V82H215ZM233 83V82H232ZM255 83V81L253 82V84ZM6 84V83H5ZM8 84V83H7ZM78 84V85H77ZM84 84V83H83ZM141 84V85H140ZM147 84V83H146ZM145 84V85H146ZM153 84V83H152ZM190 84H191V82H190ZM193 84V83H192ZM217 84V83H216ZM243 84H245V83H243ZM119 85V84H118ZM144 85V86H145ZM151 85V84H150ZM185 85V84H184ZM199 85V84H198ZM206 85V84H205ZM224 85V84H223ZM227 85V84H226ZM251 85H252V83H251ZM264 85V84H263ZM2 86V85H1ZM6 86V85H5ZM9 86H11L10 88H11V90L12 89H15V90H13V92L11 91L10 92V89H9ZM149 86V85H148ZM168 86V85H167ZM191 86V85H190ZM228 86V85H227ZM236 86V85H235ZM254 87H255V84L253 85ZM184 87V86H183ZM203 87V86H202ZM205 87V86H204ZM239 87V86H238ZM262 87H264V86H262ZM83 88V87H82ZM118 88V87H117ZM149 88V89H148ZM189 88V87H188ZM251 88H252V86H251ZM7 89H9V90H7ZM115 89V88H114ZM119 89V88H118ZM183 89V88H182ZM185 90L187 89V88H184ZM225 89H227V88H225ZM91 90H92V88H91ZM92 90V91H93ZM127 90V89H126ZM140 90V91H139ZM173 90V89H172ZM195 90H197V89H195ZM194 90V91H195ZM203 90H204V88H203ZM203 90H201V91H203ZM233 90V89H232ZM240 90V89H239ZM22 91H24L23 93H21L20 94V92H22ZM87 91V90H86ZM139 91V92H138ZM143 91V90H142ZM156 91V90H155ZM160 91V90H159ZM199 91V90H198ZM263 91V90H262ZM96 92V91H95ZM112 92H114V93H120V90H113ZM138 92V93H137ZM185 92V91H184ZM187 92V91H186ZM196 92V91H195ZM227 92V91H226ZM241 92V91H240ZM264 92V91H263ZM13 93V94H12ZM15 93V94H14ZM127 93H128V91H127ZM126 93V94H127ZM152 93V92H151ZM168 93V92H167ZM174 93V92H173ZM173 93L171 92V93H169L170 95H169V97H171L172 95H173ZM197 93V92H196ZM195 93V94H196ZM215 93H216V91H215ZM222 93V92H221ZM238 93V92H237ZM11 94L12 95H15L14 97H17L16 99L12 96L11 97ZM89 94H90V92H89ZM111 94V93H110ZM227 94V93H226ZM255 94V93H254ZM262 94V93H261ZM153 95V94H152ZM181 95V94H180ZM89 96V97H88ZM88 96H86V97H88L87 99H85L84 101L82 100L83 98H85L84 96H82L83 98L81 99V101H82V103L83 102H85L83 105L85 106V108H88L87 110L89 111V110H91V112L92 111H94L93 109L95 108V106H96V104L97 103H94V102H91L90 101V95H88ZM142 96V95H141ZM149 96V95H148ZM156 96H157V94H156ZM166 96V95H165ZM196 96V95H195ZM194 96V97H195ZM207 96V95H206ZM263 96V95H262ZM11 97V98H10ZM158 97V96H157ZM173 97V96H172ZM192 97V96H191ZM259 97H261V96H259ZM8 98H10V99H8ZM12 98H14L12 101H9V100H11ZM81 98V97H80ZM184 98H186V96L184 97ZM193 98V97H192ZM207 98V97H206ZM238 98H240V97H238V95H237V99ZM91 99V100H92ZM102 99V98H101ZM130 99V98H129ZM223 99V98H222ZM237 99H235V100H237ZM126 100V99H125ZM193 100V99H192ZM233 100V99H232ZM242 100V99H241ZM244 100V99H243ZM150 101V100H149ZM175 101V100H174ZM173 101V102H174ZM186 101H187V99H186ZM234 101V100H233ZM258 101V100H257ZM56 102V103H55ZM98 102V101H97ZM112 102V101H111ZM181 102V101H180ZM191 102V101H190ZM221 102V101H220ZM244 103H245V100L243 101ZM144 103H147L148 105H146L145 106V104ZM172 103V102H171ZM179 103V102H178ZM182 103V102H181ZM184 103V102H183ZM193 103V102H192ZM198 103V102H197ZM226 103V102H225ZM243 103V104H244ZM54 104H55V106H54ZM81 104V103H80ZM100 104V103H99ZM142 104H144L143 106H145V107H143L142 106ZM186 104V103H185ZM199 104H200V102H199ZM209 104V103H208ZM243 104H241V106H243ZM247 104V103H246ZM256 104V103H255ZM260 104V103H259ZM159 105V104H158ZM181 105V104H180ZM192 105V104H191ZM216 105V104H215ZM214 105V106H215ZM2 106V107H1ZM83 106V107H84ZM111 106H112V104H111ZM118 106V105H117ZM157 106V105H156ZM177 106H178V104H177ZM183 106V105H182ZM236 106V105H235ZM241 106L239 107V108H237V107H234V108H236V109H233L232 111H233V113L232 112H229V113H232L233 114V116H234V114H237V116H239V118L238 119H243L245 116H246V114L248 113H250V112H248V111H246L245 109H240L241 108ZM73 107V108H74ZM78 107V106H77ZM193 107V106H192ZM203 107V106H202ZM227 107H230L229 105L227 106ZM248 107V106H247ZM255 107V106H254ZM264 107V106H263ZM97 108H98V106H97ZM100 108V107H99ZM99 108H98V110H99ZM103 108V107H102ZM128 108V107H127ZM208 108V107H207ZM256 108H257V106H256ZM191 109V108H190ZM76 110V109H75ZM80 110H83V109H80ZM79 110V111H80ZM86 109H84V111H85ZM104 110H105V108H104ZM104 110L103 111H101V112H103L102 114L104 115ZM122 110V109H121ZM184 110V109H183ZM235 110H236V112H235ZM15 111L17 112V114H18V112L20 113V114H22V118H21V121L19 120V118L18 117H16V119H13V118H15L13 115H16V113H15ZM172 111V110H171ZM186 111V110H185ZM199 111V110H198ZM204 111V110H203ZM229 111H230V109H229ZM251 111V110H250ZM253 111V110H252ZM5 112H7V114H9V113H12V114H10L11 116H13V117H11L10 115H6V113ZM22 112V113H21ZM60 112V113H59ZM83 112V111H82ZM90 112V113H91ZM95 112V111H94ZM98 112V111H97ZM107 112H108V110H107ZM129 112V111H128ZM207 112V111H206ZM226 112V111H225ZM247 112V113H246ZM13 113H15V114H13ZM73 113H75V112H73ZM89 113V112H88ZM93 113V112H92ZM91 113V114H92ZM96 113V112H95ZM127 113V112H126ZM190 113V112H189ZM197 113H199V112H197ZM221 113V112H220ZM258 113V112H257ZM5 114V115H4ZM19 114V115H20ZM87 114V113H86ZM175 114H176V112H175ZM178 111H177V116H178ZM186 114V113H185ZM223 114V113H222ZM95 115V114H94ZM101 115V114H100ZM116 115V114H115ZM120 115V114H119ZM180 115V114H179ZM182 115V114H181ZM212 115V114H211ZM17 116V115H16ZM53 116V115H52ZM60 116H61V114H60ZM80 116V115H79ZM89 116H90V114H89ZM97 116V115H96ZM105 117V121H107L108 122V124H110V126H116L117 125V127H118V124L120 123V121L118 122V120L117 121H115L116 119L114 118H112L111 119V117L107 114V113H105V115H104ZM199 117H201V115H198ZM209 116V115H208ZM221 116V115H220ZM21 117V116H20ZM75 117V116H74ZM88 117V116H87ZM91 117V116H90ZM94 117V116H93ZM93 117H91V118H93ZM100 117H102V116H100ZM124 117V116H123ZM43 118V119H44ZM90 118V119H91ZM97 118V117H96ZM179 118V117H178ZM180 118H181V116H180ZM183 118V117H182ZM186 118V117H185ZM206 116H205V114L204 115H202V117H201V119L199 118V120H198V122H196V124L198 123V124H203V123H205L204 121L206 120ZM230 118V117H229ZM237 118H235V119H237ZM58 119V118H57ZM74 119V118H73ZM175 119H176V117H175ZM184 119V118H183ZM190 119V118H189ZM198 119V118H197ZM17 122H16V121ZM56 120V119H55ZM98 120V121H97ZM97 120H95L94 118L93 119H91L90 120V122H91V127H92V129L93 130H96L98 127L100 128V126H99V118H97ZM114 120V121H113ZM122 120V119H121ZM177 120V119H176ZM191 120V119H190ZM189 120V121H190ZM195 120V119H194ZM193 120V121H194ZM211 120V119H210ZM223 120V119H222ZM59 121V120H58ZM70 121V120H69ZM86 121V120H85ZM189 121H188V123H189ZM196 121V120H195ZM234 122H236L235 120H233ZM244 121V120H243ZM100 122H101V120H100ZM122 122V121H121ZM132 122V121H131ZM174 122L176 123V124H178L180 121L178 120L177 122L174 120ZM210 122V121H209ZM238 122H240V120L238 121ZM237 122V123H238ZM2 123H3V125L5 124L4 122H1L0 123V125H2ZM42 123V122H41ZM57 123V120L55 121V124ZM63 123V122H62ZM68 123V122H67ZM140 123V124H141ZM187 123V122H186ZM191 123V122H190ZM193 123V122H192ZM221 123V122H220ZM9 124H11V125H9ZM18 124V125H17ZM47 123H45V125H46ZM51 124V123H50ZM57 124H60V123H57ZM56 124V125H57ZM69 124V123H68ZM123 124H125L124 122H123ZM128 124V123H127ZM161 124V123H160ZM239 124V123H238ZM3 125L1 126L2 128H5V127H3ZM13 125V126H12ZM19 126L20 128H18V129H15V128H17V126ZM53 125V124H52ZM102 125V124H101ZM104 125V124H103ZM107 125V124H106ZM141 125V126H142ZM150 125H146L147 126V128L148 127H150ZM151 125V126H152ZM173 125H175V124H173ZM184 125V124H183ZM194 125H195V123H194ZM214 125V124H213ZM11 126V127H10ZM48 126V125H47ZM90 126V125H89ZM124 126V125H123ZM128 125H126V127H127ZM130 126V125H129ZM128 126V127H129ZM140 126V125H139ZM163 126H165V125H163ZM163 126H162V128H163ZM178 126V125H177ZM0 127V128H1ZM45 127V126H44ZM62 127V126H61ZM67 127V126H66ZM71 127V126H70ZM73 127V126H72ZM90 127V128H91ZM144 127V126H143ZM153 127H156V126H153ZM160 127V126H159ZM175 127H176V125H175ZM7 128V127H6ZM8 128V130H9V133L7 132V129H6V131L5 132H7V134H10L11 135V130ZM74 128V127H73ZM105 128V127H104ZM106 128H107V126H106ZM116 128V127H115ZM114 128V129H115ZM119 128V127H118ZM121 128V127H120ZM151 129H153L152 127H150ZM204 128V127H203ZM26 130H27V128H25ZM42 129H43V127H41L40 129H39V132H33V134H34V136H35V133L37 134V138H40L41 137V139H39V140H42V142H43V144L42 145H39V147H35V152H36V149L38 150L36 153H37V155L38 154H40L41 156H40V159H41V157L42 156H45V159H47V157H46V155L47 156H49V154H48V150L46 151V149H45V145H47L50 141H51V139H53V138H51L50 136H52V135H46L47 133V129H46V132L45 131H42ZM53 129V128H52ZM56 129V128H55ZM91 129V130H92ZM101 129H103V127L101 128ZM136 129V128H135ZM160 129V128H159ZM167 129V128H166ZM190 129V128H189ZM1 130V129H0ZM5 130V129H4ZM24 131L25 133H27V131ZM51 130V129H50ZM58 130V129H57ZM70 130V129H69ZM72 130V129H71ZM87 130V129H86ZM108 130H109V127H108ZM107 130V131H108ZM137 130V129H136ZM150 130V129H149ZM194 130V127H193V125H192V129L190 130L191 131V133L193 134V131ZM31 131V130H30ZM29 131V132H30ZM49 131V130H48ZM54 131H56V130H54ZM96 131H98V129L96 130ZM102 131H104V130H102ZM3 132V131H2ZM95 132V131H94ZM99 132V131H98ZM98 132H96L99 136H100V132L98 133ZM110 132H111V130H110ZM117 132V131H116ZM160 132V131H159ZM166 131H164V132H162V133H164V134H166L165 133ZM170 132V131H169ZM181 132V131H180ZM188 132V131H187ZM0 133H1V131H0ZM18 133V132H17ZM24 133V134H25ZM45 133V134H44ZM52 133H53V131H52ZM87 133V132H86ZM95 133V134H96ZM109 133V132H108ZM112 134H114V132H111ZM161 133V132H160ZM5 135V136H8V135ZM20 134V133H19ZM18 134V135H19ZM21 134H23V133H21ZM23 134V136H24V138H25V135ZM27 134H29V133H27ZM91 134V133H90ZM106 134V133H105ZM104 134V135H105ZM112 134L110 135V136H112ZM172 134V133H171ZM203 134V133H202ZM214 134V133H213ZM9 135V136H10ZM12 135L10 136V137H12ZM38 135H40V136H38ZM65 135V134H64ZM107 135V134H106ZM114 135H116V134H114ZM162 135V134H161ZM182 135V134H181ZM3 136H4V133H3ZM2 136V137H3ZM5 136H4V138H5ZM8 136V137H9ZM22 136V137H23ZM54 136V135H53ZM56 136H57V134H56ZM79 136V135H78ZM95 136V135H94ZM109 136V137H110ZM163 136H165V135H163ZM8 137H7V139H8ZM18 137V136H17ZM17 137H16V140H18L17 139ZM33 137V136H32ZM55 137V136H54ZM58 137V136H57ZM57 137H56V141H58L57 140ZM89 137V136H88ZM97 137V136H96ZM106 137V136H105ZM107 137H108V135H107ZM106 137V138H107ZM122 137V136H121ZM62 138H63V136H62ZM73 138H75V137H73ZM79 138H80V136H79ZM98 138V137H97ZM104 138V137H103ZM103 138H101L102 140H103ZM106 138H104V139H106ZM112 138H113V136H112ZM0 139H1V136H0ZM10 139H12V138H10ZM9 139V140H10ZM27 139V138H26ZM26 139H24V140H26ZM36 139V138H35ZM58 139H59V137H58ZM72 139V138H71ZM76 139H77V136H76ZM99 139H100V137H99ZM114 139V138H113ZM120 138H118V140H119ZM199 139V138H198ZM3 140V139H2ZM20 140V139H19ZM27 140H29V139H27ZM54 140V139H53ZM52 140V141H53ZM62 140H64V139H62ZM79 140V139H78ZM102 140H101V142H102ZM116 140V139H115ZM161 140V139H160ZM185 140V139H184ZM190 140V139H189ZM194 140V139H193ZM203 140V139H202ZM37 141V143H38V139L37 140H35V142ZM51 141V142H52ZM56 141H54V142H56ZM65 141V140H64ZM66 141H67V138H66ZM72 141H74V140H72ZM124 141V140H123ZM123 141H121V142H123ZM126 141V140H125ZM124 141V142H125ZM196 141H197V139H196ZM200 141V140H199ZM198 141V143H201V142H199ZM25 142V144L27 143L26 141H24ZM76 142H77V140H76ZM100 142V141H99ZM116 142H117V140H116ZM127 142V141H126ZM184 142V141H183ZM203 142V141H202ZM205 142V141H204ZM252 142V141H251ZM0 143H4V141L3 142H0ZM12 143V142H11ZM28 143H29V141H28ZM41 143V142H40ZM39 143V144H40ZM128 143V142H127ZM126 143V144H127ZM156 143V142H155ZM166 143V142H165ZM255 143V142H254ZM124 144V143H123ZM161 144V143H160ZM159 144V145H160ZM185 145L182 147V148H178L179 150H178V152H180L179 154H177L176 155V158L175 159H177V161L180 163V162H183V164L184 163H186V165L185 166H187V167H190L189 169H192L191 170V172L192 171H194V169L195 168H193V167H195L194 166V164H196L197 162H195V159H197V157L195 156V158L193 157V154L194 153H192V152H196V151H198L199 153H201L202 154V152H205V150H206V148L202 145V143L201 144H195V142H191V141H189V142H187V143H184ZM210 144V143H209ZM235 144V143H234ZM5 145V144H4ZM27 145V144H26ZM26 145H25V147H26ZM68 145H70L69 143H68ZM162 145V144H161ZM177 145V144H176ZM208 145V144H207ZM258 145V144H257ZM260 145V144H259ZM48 146H50V145H48ZM62 146H63V148H62V150L60 149V148H56V150H58V149H60L58 152L61 154V153H63V155L65 154L64 152H68L69 150H70V148L68 149L67 147L68 146H66L65 144H64V142L62 143ZM105 146V145H104ZM127 146H128V144H127ZM130 146V145H129ZM179 146V145H178ZM203 146V147H202ZM251 146V145H250ZM262 146V145H261ZM4 147V146H3ZM73 147V146H72ZM126 147V146H125ZM181 147V146H180ZM6 148V149H5ZM5 150H7L8 148H9V150H10V147H6L5 146ZM26 148H29V145H28V147H26ZM46 148H47V146H46ZM82 148V147H81ZM126 148H128V147H126ZM153 148V147H152ZM160 148H162V147H160ZM203 148H205V149H203ZM230 148V147H229ZM251 148H253V147H251ZM1 149V148H0ZM3 149V148H2ZM25 149V148H24ZM45 151H44V150ZM72 149V148H71ZM79 149V148H78ZM93 149V148H92ZM125 149V148H124ZM143 149V148H142ZM147 149V148H146ZM158 149V148H157ZM193 149H195V150H193ZM233 149V148H232ZM19 150V149H18ZM23 150V149H22ZM21 150V151H22ZM31 150V149H30ZM77 150V149H76ZM88 150V149H87ZM90 150V149H89ZM129 150V149H128ZM140 150V149H139ZM166 150V149H165ZM193 150V151H192ZM209 150V149H208ZM0 151H2V150H0ZM24 151V150H23ZM32 151V150H31ZM55 151V150H54ZM78 151H80V149L79 150H77L76 152H78ZM132 151H133V149H132ZM144 151V150H143ZM10 152H12V153H9V151H7V152H5V153H1L0 154V160H2V161H6V160H8L10 157H11V155L12 154H14V152H15V150L14 151H12V150H10ZM16 152H17V150H16ZM25 152V153H24ZM21 155H22V157L21 158H23V162L24 161H26L23 165H22V167H21V169L19 168L20 166H21V164H20V160H19V164H20V166L17 168V169H19V170H16V166L15 167H13L12 165H11V167H13L14 169H10L9 167V169H7L8 171L9 170H11V173H10V175H9V177L8 178H6V176H4V178H5V183L3 182L4 181V179H3V183H4V185L2 184L1 185V183H0V185H1V187L3 186V187H5V191L7 192V193H9L8 194V196L10 195V197H11V199H13L12 200V202L10 201V200H8V202L10 201L11 203H13L14 202V204H15V206H16V204L18 203V205H20V206H18L17 205V207H22V205H23V207H24V209H23V207H22V209H20V208H18V209H20L19 211V213H21V215L20 216H25V218L26 217H28V214L27 213H29V211H30V214H31V208L34 206V208H35V210L37 209V211H38V206H37V202H35L34 203V201H32L34 204H33V206L31 207L30 205H29V207L27 208V210L29 209V211H27L26 210V207H27V205L30 203H28V200H26L29 196H27V198H24L25 196H26V194H25V192L28 194V193H30L31 191H32V189H33V187H35V185L37 186V183L39 182L38 181V179H39V174L40 173H44V174H46V173H49V172H51L52 171V168L53 167H56V172H54V173H56V175H57V173H60V172H58V171H61V173L60 174H58V176H56V177H54L55 179V181H53L52 183H53V185L50 187H46L45 189H47V188H49V189H47L48 191H50V193L52 192L53 194L51 195L52 196V199H48V200H51V202H53L52 204H51V202H50V204H51V206H48L47 205V207H49V209L48 210H51L50 208L52 207V209L54 208L55 210L56 209H58V207L60 208L63 204L62 203H64V202H62L63 200H64V197L66 198V196H64V194H62L61 193V195L60 196H62V197H56V195L54 194L55 192H56V190H58V189H60L61 190V188H59L60 187V185H61V181H60V178H62V180H63V175L64 176H68V174L70 173V171H69V165H68V163L66 164V165H61V163L62 162H64V163H66L65 162V156H63V158L61 157V162L58 160V156L60 155V154H58V156H57V154L55 155L54 153L56 152H53V156L51 157V161L52 162H50L53 166H51V167H46L47 165H45V164H43L44 165V167L40 164V160H37V159H33V157H31V152L28 150V151H24ZM33 152V151H32ZM72 152V151H71ZM73 152H75V150H73ZM75 152V153H76ZM128 152V151H127ZM138 152V151H137ZM142 152V151H141ZM148 152V151H147ZM152 152V151H151ZM166 152V151H165ZM177 152V151H176ZM207 152V151H206ZM223 152V151H222ZM19 153H21V152H18V154ZM50 153V152H49ZM69 153V152H68ZM132 153V152H131ZM156 153V152H155ZM197 153V152H196ZM208 153V152H207ZM217 153H218V151H217ZM220 153V152H219ZM232 153V152H231ZM52 154V153H51ZM51 154H50V156H51ZM71 154V153H70ZM73 154V153H72ZM145 154V153H144ZM147 154V153H146ZM198 154V153H197ZM196 154V155H197ZM242 154V153H241ZM240 154V155H241ZM15 155V154H14ZM13 155V156H14ZM20 155V156H21ZM33 155V154H32ZM35 155V154H34ZM33 155V156H34ZM36 155V156H37ZM77 155H78V153H77ZM86 155V154H85ZM129 155V154H128ZM169 155V154H168ZM228 155V154H227ZM243 155H244V153H243ZM16 157H17V155H15ZM14 156V157H15ZM39 156V155H38ZM79 156V155H78ZM131 155H129V157H130ZM150 156V155H149ZM172 156V155H171ZM95 157V156H94ZM147 157V156H146ZM170 157V156H169ZM216 157V156H215ZM119 158V157H118ZM126 158V157H125ZM171 158V157H170ZM169 158V159H170ZM241 158V157H240ZM12 159H14V158H12ZM20 159V158H19ZM33 159V160H32ZM45 159L43 158L42 160H43V162L45 161ZM96 159V158H95ZM173 159V158H172ZM210 159V158H209ZM10 160V159H9ZM8 160V161H9ZM22 160V159H21ZM66 160H67V158H66ZM74 160V159H73ZM105 160V159H104ZM132 160V159H131ZM166 160V159H165ZM215 160V159H214ZM7 161V162H8ZM11 161V160H10ZM15 161H16V159H15ZM70 161V160H69ZM68 161V162H69ZM145 161H146V159H145ZM212 161V160H211ZM6 162V163H7ZM13 162V161H12ZM22 162V163H23ZM42 162V161H41ZM46 163H47V160L45 161ZM151 162V161H150ZM149 162V163H150ZM177 162V163H178ZM206 162V161H205ZM204 162V163H205ZM238 162H240V160H238ZM1 163V162H0ZM2 163H4L5 164V162H2ZM171 163V162H170ZM201 163H203V162H201ZM3 164V165H4ZM8 164V163H7ZM7 164H5L6 166H7ZM12 164H14V162L12 163ZM16 164V163H15ZM44 168L43 170H40V169H42L41 167H40V165ZM47 164H49V162L47 163ZM209 164V163H208ZM212 164V163H211ZM210 164V165H211ZM10 165V164H9ZM8 165V166H9ZM17 165V164H16ZM95 165H96V162H95ZM102 166H103V164H101ZM108 165V163L106 162V163H104V166H107ZM174 165V164H173ZM175 165H180V164H176L175 163ZM197 165V164H196ZM198 165H199V163H198ZM197 165V166H198ZM50 166V165H49ZM99 166H100V164H99ZM101 166V167H102ZM103 166V167H104ZM214 166V165H213ZM213 166H210L211 168L213 167ZM1 167H2V165H1ZM0 167V168H1ZM46 167V168H45ZM102 167V168H103ZM210 167H208L209 169L208 170H212V172H214L215 170H213V169H210ZM214 167H216V164H215V166ZM213 167V168H214ZM6 168V167H5ZM99 167L97 166V168L96 169H98ZM184 168V167H183ZM187 169V168H186ZM2 170H4V168H2ZM54 170V169H53ZM7 171V172H8ZM39 171H40V173H39ZM97 171V170H96ZM162 171V170H161ZM175 171V170H174ZM183 171V170H182ZM218 171V170H217ZM5 172V171H4ZM185 172V171H184ZM188 171H186L185 173H187ZM189 172H190V170H189ZM190 172V173H191ZM195 172H196V170H195ZM222 172V171H221ZM6 173V172H5ZM91 173V172H90ZM139 173H141V172H139ZM148 173V172H147ZM156 173V172H155ZM159 173V172H158ZM160 173H162V172H160ZM183 173V172H182ZM190 173L188 174H185L186 176H190ZM209 173V172H208ZM207 173V174H208ZM9 174V173H8ZM42 175V176H46V175H48V174H46V175ZM50 174V173H49ZM71 174V173H70ZM93 174V173H92ZM193 174V172L191 173V175ZM216 174V173H215ZM218 174V173H217ZM59 175H61V177L59 176ZM74 175V174H73ZM94 175V174H93ZM122 175V174H121ZM142 175V174H141ZM157 175V174H156ZM164 175V174H163ZM177 175V177L179 176V174H176ZM39 176V177H38ZM96 176V175H95ZM147 176V175H146ZM145 176V174H144V176L142 175V176H140V179H142L143 180V182L144 181H147V182H155V183H159L158 182V178L159 177H154V178H157V179H153L152 181H151V178L149 177V178H147ZM149 176V175H148ZM171 176V175H170ZM188 176V177H189ZM193 176V175H192ZM206 176H208V175H206ZM212 175H210V177H211ZM60 177V178H59ZM73 177V176H72ZM111 177V173L108 171V173L106 172V175H105V177H94L93 176V180H92V177L90 178V180L89 181H93L95 184L96 183H103V185H104V183L105 182H107L108 181V179ZM161 177V176H160ZM181 177H184V175L183 176H181ZM188 177H186V178H188ZM209 177V176H208ZM43 178V177H42ZM41 178V179H42ZM75 178V177H74ZM77 178V177H76ZM76 178H75V181H76ZM131 178V177H130ZM174 178V177H173ZM176 178V177H175ZM189 178H191L189 181H187V183H189L190 181L192 182V181H194L195 183H199L200 181L198 180V179H196V177H195V180L197 181H195L193 178H194V176L193 177H189ZM188 178V179H189ZM45 179H48L47 178V176L45 177ZM85 179H87V176H85ZM137 179V178H136ZM159 179H161V178H159ZM168 179H170V178H168ZM180 179V178H179ZM208 179H210V178H207V180ZM1 180V179H0ZM40 180V179H39ZM53 180V179H52ZM65 180V179H64ZM162 180V179H161ZM213 180V179H212ZM216 180V179H215ZM46 181V180H45ZM73 181V180H72ZM137 181H139V180H137ZM170 181V180H169ZM176 181H178L177 179H176ZM202 181H204V180H202ZM44 182V181H43ZM51 182V181H50ZM92 182V183H93ZM186 182V181H185ZM206 182H209V181H206ZM36 183V184H35ZM70 183V182H69ZM73 183V182H72ZM108 183H110V182H107V183H105V185H104V187L105 188H108L109 187V185H108ZM114 183V182H113ZM187 183H184V185L186 186L185 188H186V190L188 191V188H189V184H187ZM193 183V182H192ZM191 183V184H192ZM200 183H202V182H200ZM212 183V182H211ZM34 184V185H33ZM64 184V183H63ZM111 184V183H110ZM117 184V183H116ZM128 184V183H127ZM163 184V183H162ZM161 184V182L159 183V185H162ZM165 184H166V182H165ZM168 184V183H167ZM203 184V183H202ZM202 184H201V186H202ZM217 184V183H216ZM219 184V183H218ZM221 184H222V182H221ZM261 184V183H260ZM32 185H33V187H32ZM47 185V184H46ZM45 185V186H46ZM108 185V186H107ZM112 185V184H111ZM118 185V184H117ZM117 185H116V187H117ZM133 185V184H132ZM152 185V184H151ZM192 185H194V184H192ZM196 185V184H195ZM207 185V184H206ZM209 185V184H208ZM207 185V186H208ZM38 186H39V184H38ZM64 186V185H63ZM63 186H62V189H63ZM164 186V185H163ZM198 186V185H197ZM197 186H195V187H197ZM200 186V185H199ZM218 186V185H217ZM221 186V185H220ZM0 187V188H1ZM3 187H2V189H3ZM42 188L41 189H44L43 188V186H41ZM69 190H66V189H64L65 190V193H68V191H69V193H70V191H72V189L70 190V187L71 186H69L68 187V185L66 186ZM65 187V188H66ZM112 187V186H111ZM115 186H114V188H116ZM122 187L123 186H120V191L119 190H116V191H118V192H120V193H117V194H119V199L121 198L123 201L121 202V203H123V205H125V204H131V206H132V209H134V207H135V209H137V207H138V209H139V207H141V209L143 208V207H145V206H147L146 208L148 209V210H150V208H151V206H153V209H155V205H159L160 204V206L163 208H161V210L163 211L164 210V208L166 209H169V206H171L172 205V203H177V204H179L180 202H181V200H182V195L183 194H185L186 195V193H184V192H182L181 191V189L180 188H177V190L175 191V192H173L171 195L172 196H170V197H168L167 195L165 196V195H163V196H161L160 194V197H157V196H159L157 193V196H156V194L153 192V191H155V189L152 191L151 190V188H149V187H142V188H140V189H136V188H134V189H132L133 188V186H131L130 184H128V186L127 185H125L124 186V188L125 189H123L122 190ZM139 187H141L140 185H139ZM152 187H153V185H152ZM159 187V186H158ZM172 187V186H171ZM176 187V186H175ZM182 187V186H181ZM192 187H194V186H192ZM206 187V186H205ZM205 187L203 188H201V189H205ZM210 187H211V185H210ZM221 187H223V186H221ZM40 188V187H39ZM105 188H104V191H106L105 190ZM113 188V187H112ZM157 188V187H156ZM190 188H191V185H190ZM190 188H189V190H190ZM224 188H225V186H224ZM29 189V191H27ZM40 189V190H41ZM108 189H110V188H108ZM117 189H118V187H117ZM180 189V190H179ZM198 189V188H197ZM197 189H195V191L197 190ZM207 189V188H206ZM211 189H212V187H211ZM218 189V188H217ZM216 189V190H217ZM223 189V188H222ZM227 189V188H226ZM256 189V188H255ZM4 190V189H3ZM2 190V191H3ZM39 190V191H40ZM47 190H45L44 192H47ZM60 190H58V191H60ZM63 190V191H64ZM76 190V189H75ZM183 190V189H182ZM192 190V189H191ZM198 190H200V189H198ZM210 190V189H209ZM219 190H221V189H219ZM110 191V190H109ZM114 191V190H113ZM203 191V190H202ZM210 191H212V190H210ZM213 191H215V189L213 190ZM223 191V190H222ZM261 191H263V189L261 190ZM42 192V191H41ZM160 192V191H159ZM189 192V191H188ZM199 192V191H198ZM217 191H215V193H216ZM227 192V191H226ZM228 192H229V190H228ZM255 192V191H254ZM0 197L1 196H3L2 195V192H1V189H0ZM5 192H3V194H4ZM7 193L6 194H4L5 196H4V198L6 197H8L7 196ZM31 193H34V191H32ZM59 193V192H58ZM74 193V192H73ZM88 193H89V191H88ZM204 193V192H203ZM213 193V192H212ZM218 193H219V191H218ZM258 193V192H257ZM25 194V195H24ZM34 194H36V193H34ZM38 194V193H37ZM47 194V193H46ZM49 194V193H48ZM75 194V193H74ZM73 194V195H74ZM84 194V193H83ZM87 194V193H86ZM189 194V193H188ZM214 194V193H213ZM237 194V193H236ZM22 195H24V196H22ZM28 195H31V194H28ZM39 195H40V193H39ZM50 195V194H49ZM67 195H69V194H67ZM85 195V194H84ZM106 195V194H105ZM104 195V196H105ZM193 195V194H192ZM202 195V194H201ZM204 195V194H203ZM219 195V194H218ZM217 195V196H218ZM230 195V194H229ZM21 196L25 199H22L21 198ZM31 196H33V195H31ZM70 196V195H69ZM69 196H68V198H69ZM77 196V195H76ZM82 196V195H81ZM214 196V195H213ZM220 196V195H219ZM224 196V195H223ZM10 197H8V199L10 198ZM37 197V196H36ZM39 197V196H38ZM40 197H42V193H41V196ZM80 197V196H79ZM117 197V196H116ZM189 197V196H188ZM205 197V196H204ZM204 197H203V199H204ZM232 197V196H231ZM3 197H1V199H2ZM4 198H3V200H4ZM19 198V199H18ZM33 198V197H32ZM34 198H35V195H34ZM34 198L32 199V200H34ZM68 198H66V199H68ZM215 198V197H214ZM217 198H219V197H217ZM217 198H215V199H217ZM226 198V197H225ZM227 198H230V197H228L227 196ZM0 199V200H1ZM29 199V198H28ZM95 199V198H94ZM118 199V198H117ZM194 199V198H193ZM211 199V198H210ZM17 200H18V202H17ZM21 201V203H20V201ZM30 200V199H29ZM37 200H40V199H37ZM70 200V199H69ZM112 200V199H111ZM113 200H114V198H113ZM192 200V199H191ZM214 200V199H213ZM212 200V201H213ZM224 200V199H223ZM226 200V199H225ZM224 200V201H225ZM35 201H36V199H35ZM41 201V200H40ZM68 201V200H67ZM78 201V200H77ZM106 201V200H105ZM115 201H116V199H115ZM201 201H202V199H201ZM203 201H205V200H203ZM218 201V200H217ZM217 201H215L216 203H217ZM3 202V201H2ZM15 202H17V203H15ZM124 202H126L125 204H124ZM191 202V201H190ZM193 202H196V203H198L196 200L195 201H193ZM221 202V201H220ZM20 203V204H19ZM39 203H42V202H39ZM38 203V204H39ZM65 203L67 204V203H69V202H66V200H65ZM212 203H214V202H212ZM0 204H2L1 203V201H0ZM31 204V203H30ZM44 204V203H43ZM187 204V203H186ZM194 205H195V203H193ZM4 206H5V204H3ZM2 205V206H3ZM6 205H7V202H6ZM40 205H42V204H40ZM39 205V206H40ZM180 205H182V204H180ZM180 205H178L179 207H180ZM198 205V204H197ZM197 205H196V207H197ZM3 206V207H4ZM15 206L13 207V208H11V209H8L7 210V212H6V210H5V213L7 214L8 213V218L9 219H11V217H12V212H11V216H10V210L12 211V209H14V216H15V211H18V209L17 210H15L16 208H15ZM37 208H36V207ZM43 206V205H42ZM55 206V207H54ZM68 206V205H67ZM85 206V205H84ZM101 206H103V205H101ZM108 206V205H107ZM126 206V205H125ZM124 206V207H125ZM128 206H129V208L131 207L130 205H127V208H128ZM150 206V207H149ZM156 206V207H157ZM160 206H158V208L160 207ZM175 206V205H174ZM184 206V205H183ZM221 206H223V205H221ZM237 206H238V204H237ZM236 206V207H237ZM3 207H0V208H3ZM44 207H45V204H44ZM64 208H67V207H65V205L63 206ZM74 207V206H73ZM104 207V206H103ZM112 207V206H111ZM124 207H122L123 209H124ZM172 207V206H171ZM170 207V208H171ZM195 207V208H196ZM224 207V206H223ZM6 208V207H5ZM4 208V209H5ZM7 208H8V206H7ZM6 208V209H7ZM34 208H32V209H34ZM43 208V207H42ZM79 208V207H78ZM126 208V207H125ZM193 208V207H192ZM198 209H199V207H197ZM204 208H205V206H204ZM3 209V210H4ZM105 210L106 209H108V208H104ZM119 209V208H118ZM117 209V210H118ZM135 209H134V211H135ZM137 209V210H138ZM144 209V208H143ZM142 209V210H143ZM147 209H145V210H147ZM160 209V208H159ZM166 209V210H167ZM172 209H173V207H172ZM172 209H170V210H172ZM207 209V208H206ZM1 210V209H0ZM24 210H26V211H24ZM34 210V212H35V214L37 213L36 211ZM42 210V209H41ZM40 210V211H41ZM47 209H46V213H47V211H48ZM60 210V209H59ZM58 210V211H59ZM66 210V209H65ZM81 210V209H80ZM116 210V211H117ZM140 210V209H139ZM138 210V211H139ZM151 210H152V208H151ZM174 210H175V208H174ZM178 210H179V208H178ZM186 210V209H185ZM192 210H194V209H192ZM192 210H188L189 211V213H190V215H192V214H194L193 213V211ZM9 211V212H8ZM25 212L24 214H23V212ZM40 211H38V212H40ZM57 211V210H56ZM62 211V210H61ZM63 211H64V209H63ZM154 211V210H153ZM165 211V210H164ZM187 211V212H188ZM195 211V210H194ZM227 211V210H226ZM0 212H2V211H0ZM51 212H52V210H51ZM51 212L49 211L48 213H50L51 214ZM55 212V211H54ZM121 212V209L118 211V213H120ZM140 213H143V211H139ZM138 212V213H139ZM169 212V211H168ZM171 212H174V211H171ZM170 212V213H171ZM183 212V211H182ZM181 212V213H182ZM186 212V211H185ZM185 212L183 213L184 215H186L185 214ZM214 212V211H213ZM252 212V211H251ZM250 212V213H251ZM19 213H18V215H19ZM32 213H33V210H32ZM107 213H109V212H107ZM126 213V212H125ZM139 213V214H140ZM151 213V212H150ZM153 213V212H152ZM159 213V212H158ZM165 213H167V212H165ZM169 213V214H170ZM180 213V212H179ZM180 213V214H181ZM188 213V214H189ZM192 213V214H191ZM197 214H198V212H196ZM195 213V214H196ZM2 214H3V212H2ZM23 214V215H22ZM34 213H33V218H34V216H36V215H38V216H41L39 213H37L36 215H35ZM57 214V213H56ZM62 214V213H61ZM63 214H64V212H63ZM62 214V215H63ZM72 214V213H71ZM82 214V213H81ZM121 214V215H120ZM119 215L120 216H122V213H120ZM124 214V213H123ZM137 214V213H136ZM135 214V215H136ZM143 214H145V213H143ZM142 214V215H143ZM182 214V215H183ZM196 214V215H197ZM206 214V213H205ZM4 215V214H3ZM49 215V214H48ZM58 215V214H57ZM66 215V214H65ZM118 215V214H117ZM124 215H126V214H124ZM138 215V214H137ZM146 215V214H145ZM163 216L161 217V218H164V213L162 214ZM183 215V216H184ZM190 215H189V217H190ZM251 215V214H250ZM17 216V215H16ZM66 216H68V215H66ZM66 216H58V217H60L59 218V220L58 221H60V222H62L63 220H65L66 219ZM115 216V215H114ZM113 216V217H114ZM154 216V215H153ZM161 216V215H160ZM159 216V217H160ZM169 216V215H168ZM180 216V215H179ZM183 216H182V218H183ZM187 216V215H186ZM186 216H184L185 218H186ZM195 216V215H194ZM210 216V215H209ZM48 217V216H47ZM54 217V216H53ZM57 217V216H56ZM70 217V216H69ZM116 217V216H115ZM114 217V218H115ZM140 217H141V214H140ZM139 217V219H142V217L140 218ZM145 217H148V216H144L143 218H145ZM151 217V216H150ZM159 217H157V218H159ZM191 217H193V215L191 216ZM200 217H201V215H200ZM219 218H220V216H218ZM217 217V218H218ZM222 217V216H221ZM239 217V216H238ZM253 217H255V216H253ZM7 218V219H8ZM31 219H32V217H30ZM49 218V217H48ZM47 218V219H48ZM55 218V217H54ZM53 218V219H54ZM149 218V217H148ZM171 218V217H170ZM170 218H167V220L169 221V219ZM184 218V219H185ZM188 218V217H187ZM194 218V217H193ZM198 218H199V215H198ZM198 218H197V220H198ZM203 218V217H202ZM204 218H206V216L204 217ZM209 218V217H208ZM230 218V217H229ZM242 218V217H241ZM12 219L14 220L15 218L14 217H12ZM28 219V218H27ZM30 219V220H31ZM47 219H45L46 220V222L47 223H49V222H51L52 223V221H50V220H53L52 219V216L47 220ZM58 219V218H57ZM123 219V218H122ZM136 219V218H135ZM175 219V218H174ZM195 219H196V217H195ZM210 219V218H209ZM221 219V218H220ZM238 219H240V218H238ZM17 220V219H16ZM16 220H14V221H16ZM35 220H36V218H35ZM41 219H39V221H40ZM143 220V219H142ZM142 220H141V222H142ZM155 220V219H154ZM158 220V219H157ZM164 220V222H166L165 221V218L163 219ZM172 220V218L170 219V221ZM187 220V219H186ZM188 220H190V219H188ZM192 220V219H191ZM190 220V221H191ZM206 220V219H205ZM208 220V219H207ZM228 220H230V219H228ZM42 221H43V219H42ZM119 221V220H118ZM128 221V220H127ZM174 221V220H173ZM184 221L185 220H183V223H184ZM193 221V220H192ZM222 221V220H221ZM242 221V220H241ZM250 221V220H249ZM256 221V220H255ZM260 221V220H259ZM2 222V221H1ZM4 222V221H3ZM2 222V223H3ZM6 222V221H5ZM38 222V221H37ZM135 222H137V221H135ZM151 220H149V223L151 224ZM157 222V221H156ZM156 222H155V224H156ZM161 222H162V220H161ZM163 222V223H164ZM175 222V221H174ZM186 222H188V221H186ZM215 222V221H214ZM232 222V221H231ZM239 222V221H238ZM243 222H244V220H243ZM253 222H254V220H253ZM257 222H258V220H257ZM59 223V222H58ZM138 224H140L139 222H137ZM143 223V222H142ZM152 223H154V222H152ZM162 223V225L163 226H165L164 224ZM168 223V222H167ZM212 223H213V221H212ZM211 223V224H212ZM249 223V222H248ZM247 223V224H248ZM252 223V222H251ZM87 224V223H86ZM103 224H105V223H103ZM102 223H99L98 225L100 226V229L102 228H104L105 226L103 225ZM144 224V223H143ZM142 224V225H143ZM158 224V223H157ZM188 224H189V222H188ZM229 224H231V223H229ZM34 225H35V223H34ZM36 225H37V223H36ZM94 225V224H93ZM97 225V224H96ZM113 224H112V222L108 225L107 224V226L109 227H111ZM114 225H115V222H114ZM141 225V224H140ZM167 225V224H166ZM178 225V224H177ZM181 225H182V223H181ZM185 225V224H184ZM184 225H182V226H184ZM213 225H215V224H213ZM212 225V226H213ZM219 225V224H218ZM240 225V224H239ZM242 225V224H241ZM251 225V224H250ZM256 225V224H255ZM179 226H180V224H179ZM179 226H178V229H179ZM186 226V225H185ZM188 226V225H187ZM216 226V225H215ZM220 226V225H219ZM243 226V225H242ZM258 226V225H257ZM167 227V226H166ZM230 227V226H229ZM152 228H154L153 226L150 228V229H152ZM165 227H162L161 226V229H164ZM62 229H63V227H62ZM177 229V228H176ZM180 229H182V227L180 228ZM187 229V228H186ZM221 229V228H220ZM154 230H156L155 228H154ZM183 230V229H182ZM152 231H153V229H152ZM160 231V230H159ZM159 231H157L158 232V234H157V237L158 238H162V235H164L163 237H165V233L162 231V233H164V234H162L161 235V231L159 232ZM165 231H166V229H165ZM175 231V230H174ZM181 231V230H180ZM61 233H63V231H60ZM148 232V231H147ZM129 232H127V234H128ZM171 233H173V232H171ZM186 233V232H185ZM184 233V234H185ZM85 234V233H84ZM160 234V235H159ZM175 234V233H174ZM177 234V233H176ZM62 235V234H61ZM128 235H130V234H128ZM83 236V235H82ZM152 236H153V234H152ZM151 236V237H152ZM155 236V235H154ZM168 236H169V233H168ZM171 236V235H170ZM173 236V235H172ZM176 236V235H175ZM84 237V239H86V238H88V240H89V238H92V237H90V235L88 236V234L86 233V235H84L83 236ZM86 237V238H85ZM120 237V236H119ZM118 237V238H119ZM123 237V236H122ZM118 238H116V239H118ZM160 238V239H161ZM166 238V237H165ZM212 238V237H211ZM120 239V238H119ZM119 239H118V241H119ZM90 240H92V239H90ZM89 240V241H90ZM121 240H123L124 241V239H121ZM120 240V245H118L117 244V246H122V244H124V242L123 241H121ZM164 240V239H163ZM167 240V239H166ZM159 241V240H158ZM117 242V241H116ZM153 242H156L155 241V239L154 240H152L150 243H153ZM163 242V241H162ZM168 242V241H167ZM91 243V242H90ZM90 243H86V244H88L89 246L91 245L92 246V244H90ZM92 243H93V240H92ZM108 243H109V241H108ZM122 243V244H121ZM147 244H148V242H146ZM146 243H145V245H146ZM157 243V242H156ZM156 243H153V246H154V244H156ZM165 243V242H164ZM107 244V243H106ZM110 244V243H109ZM115 244V243H114ZM150 245V244H149ZM149 245L147 246V247H149ZM156 245H158V247L159 246H161L162 244H156ZM156 245H155V247H156ZM166 245V244H165ZM171 245V244H170ZM112 246H113V244H112ZM164 246V244L161 246V248ZM2 247H3V245H2ZM93 247V246H92ZM106 247H109V245H107ZM147 247H145L146 248V250L147 251H144V252H148V250H150V249H152L153 247H151V245H150V247L147 249ZM154 247V248H155ZM167 247V246H166ZM168 247H170V246H168ZM168 247H167V249H168ZM171 247H172V245H171ZM170 247V248H171ZM94 248V247H93ZM113 248V247H112ZM142 248L144 249V245H143V243H142ZM154 248L152 249V250H154ZM163 248H165V247H163ZM235 248V247H234ZM90 250H91V248H90ZM89 249L87 250V251H90ZM94 250H96V249H94ZM101 250V249H100ZM155 250H158V249H156L155 248ZM155 250H154V252H155ZM216 250V249H215ZM221 250V249H220ZM97 251V250H96ZM96 251L94 252L93 251V253H96ZM101 251H103V249L101 250ZM160 251L162 252V250L160 249ZM159 250L158 251H156V252H160ZM167 251H169V250H167ZM166 251V252H167ZM171 251V250H170ZM104 252H106V250L104 251ZM153 252V251H152ZM153 252V253H154ZM155 252V253H156ZM160 252V253H161ZM209 252V251H208ZM9 253V252H8ZM8 253H7V256H8ZM86 252L84 251V254H85ZM93 253H92V255H93ZM98 253V252H97ZM101 253V252H100ZM99 253V254H100ZM108 253V252H107ZM153 253H151L150 251H149V253H145L146 255L145 256H142L141 255V253H139L140 255H141V257H140V259H138V261L136 260V257H135V263L137 262V264H138V262L139 261H141L142 260V262L144 261V257H146V256H148V254H152L153 256H154V254ZM160 253L158 254V255H160ZM164 253V252H163ZM168 253V252H167ZM199 253V252H198ZM205 253V252H204ZM221 253V252H220ZM224 253V252H223ZM222 253V254H223ZM33 254V253H32ZM32 254H29V255H32ZM91 254V253H90ZM89 254V255H90ZM109 254V253H108ZM157 254V253H156ZM172 254V253H171ZM215 254V253H214ZM9 255H12L11 253H9ZM28 255V260H31L30 258H31V256H29ZM62 255V254H61ZM104 255V256H103ZM103 257L102 258H100L101 260H102V262H103V258L105 257V253H103ZM151 255V256H152ZM158 255L156 256L155 255V257H158ZM164 255H166V253H164ZM164 255L162 256V257H160L161 259V261L163 262V257H164ZM168 256H169V254H167ZM221 255V254H220ZM219 255V256H220ZM14 256V255H13ZM36 256V255H35ZM94 256V255H93ZM96 256V255H95ZM98 256V255H97ZM100 256V255H99ZM112 256V255H111ZM111 256H110V258H111ZM127 256H130V255H127ZM153 256L152 257H150L149 256V258H147L146 257V259L148 260H150V258H153ZM167 256V257H168ZM171 256V255H170ZM205 256V255H204ZM10 257V256H9ZM32 257H33V255H32ZM55 257V256H54ZM87 257V256H86ZM90 257V256H89ZM92 257V256H91ZM91 257L89 258V259H91ZM108 256H106V259L105 260H110L109 258H107ZM113 257V256H112ZM117 257V256H116ZM115 257V258H116ZM125 257V256H124ZM130 257H133V255L132 256H130ZM143 257V258H142ZM158 257V258H159ZM166 257V256H165ZM202 257V256H201ZM215 257H216V255H215ZM218 257V256H217ZM118 258V257H117ZM119 258H122V256L120 255V257ZM127 257H125V259H126ZM129 258V257H128ZM142 258V259H141ZM170 258V257H169ZM172 258V257H171ZM170 258V259H171ZM204 258V257H203ZM57 259V258H56ZM58 259H59V256H58ZM62 259V258H61ZM89 259H86V261L88 262V260ZM93 259V258H92ZM112 259H114V258H112ZM130 259V258H129ZM165 259V258H164ZM167 260H168V258H166ZM195 259V258H194ZM218 259H219V257H218ZM33 260V259H32ZM35 260V259H34ZM94 260H95V258H94ZM104 260V261H105ZM123 260H124V258H123ZM159 259H158V261H159V263L160 264H162V262L160 261ZM189 260V259H188ZM202 260V259H201ZM212 260V259H211ZM215 260H217L216 258H215ZM215 260H214V262H215ZM11 261V260H10ZM26 260H24V262H25ZM63 261V260H62ZM93 261V260H92ZM91 261V262H92ZM100 261V260H99ZM117 261H118V259H117ZM131 261H133L132 259H131ZM133 261V262H134ZM146 261V260H145ZM157 261V258H156V260H155V262ZM157 261V262H158ZM166 261V260H165ZM190 261V260H189ZM199 261V260H198ZM18 262H20V260H18ZM27 262V261H26ZM29 262V261H28ZM90 262V261H89ZM94 262V261H93ZM126 262H128V264L130 263V261H126ZM133 262H131L130 264H135V263H133ZM141 262V263H142ZM148 262V261H147ZM195 262L196 261H194V263L192 262V259H191V263L192 264H195ZM219 262H220V259H219ZM9 263V262H8ZM11 263H13V264H15V263H17V262H14V260H12V262ZM21 263V262H20ZM19 263V264H20ZM105 264H106V262H104ZM122 263V262H121ZM120 262L118 263V262H112V263H109V264H121ZM125 263V262H124ZM140 263V264H141ZM144 263V262H143ZM172 264V263H169L168 261L167 262H164L163 264ZM182 263V262H181ZM200 263V262H199ZM211 263V262H210ZM213 263V262H212ZM22 264H25V263H22ZM90 264H92V263H90ZM102 264V263H101ZM123 264V263H122ZM196 264H198V263H196ZM201 264V263H200ZM204 264V263H203ZM207 264V263H206ZM222 264V263H221Z\"/></svg>",
    "mask_w": 264,
    "mask_h": 264
}]
</instances>
